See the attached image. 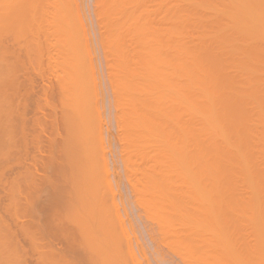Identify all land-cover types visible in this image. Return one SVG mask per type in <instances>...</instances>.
<instances>
[{"label": "bare ground", "instance_id": "1", "mask_svg": "<svg viewBox=\"0 0 264 264\" xmlns=\"http://www.w3.org/2000/svg\"><path fill=\"white\" fill-rule=\"evenodd\" d=\"M67 1H69V0H0V145H2L4 143L3 146H0V264H142V262H143L142 260L147 259V262H149L148 261L149 258L145 254L144 247H146L147 250H149V249L152 250V251L150 250L152 256L150 254L149 255L151 257H154L153 259L156 260V262H158L160 264H162V263L168 264V261L169 262L173 261V264H175L174 260H176L175 258L177 256L175 258L171 256L172 258H174V260L164 259V257L171 258V257H169L170 256L169 254H168V256L165 255L164 250L166 248L163 250L164 254L160 253L162 250L160 252H158L160 250L158 247L159 242H160L159 235L161 236V234L155 235L154 233L157 232V230L155 228H154L155 230H153V229L152 230L156 231V232H153V231H150V233L148 232L150 237L148 238L149 235H147V238H145V236H144L145 233L147 232L149 227H151V226L148 227L149 223L147 224L148 228L147 227L145 228L147 230H144L142 227H141L142 231L140 232V230H139V232L141 233L140 236L142 235L143 239H141L139 237V235L137 237V235H136L137 233H135V235H134V232H136V231L133 228L134 227V221L132 223V219L136 218L135 215L137 214V212L135 215H134V213H132V216L130 214L128 215V213H130V212H127V210L123 209V208H126V206L124 207V202L122 201V199H121V201L123 202L122 203L123 207L121 209L119 207V206H121V205H119L121 203L118 204V202H117L118 199L115 197L116 196L115 192H113L114 194L113 193L111 194V192H110V196L112 195V200L110 198L112 205L110 207L108 205L107 208H105V204L103 207L98 206V200L101 202V200H103L102 197H103V195L105 196L104 193H106V192H104L102 195V193L100 191L101 189L99 187L100 184H97V182H95V178H96L95 176L98 177V176H100V174L99 173H98L99 175L94 174V172L92 170L93 169L92 165H94V164H92V161H91L92 159L89 160L90 156L87 153L88 149H86V148H88V146L91 145V143H89V144L87 143V141L89 140L87 138L91 137L88 135H89V133L91 135H93V133H91L92 129L94 132V128H92V129L90 128L93 124L90 126L89 122H88V118H87V107L89 109V105L91 104L90 102L93 103L94 100L89 101V99H92V98H90L91 96L90 97L88 96L89 97L88 98L87 95H91L93 93V92L91 93L90 91H93L97 87L96 82H100V81H98V80L97 81L95 80L96 82L94 81L95 74H96V73L94 74V70H95L97 64H96V66H95V64L94 65L91 64L93 62V59H92L91 53L90 54L88 53V52H90L91 49L87 51V49H89L90 47L88 46V44L87 45L83 44V43L88 41V36H86L87 32L85 30L87 28H89L90 26L89 27L87 26V28L85 29L86 26L81 24V28H79L80 24L78 26L77 25L78 22L79 23L84 22V20L82 22H80L81 21L80 20L81 14L79 12L81 11V9H80V11L78 9L81 6L79 7V5L77 3H75L76 0H75V2H74V0H72V1L70 0L69 2H67ZM90 1H92L93 7L96 6L95 7L96 10H97V8H98V10L102 9L99 7H101L103 0H89V1H87V3ZM107 1H109V7H111V8H108V6H106L108 8V9L106 8V11L107 10H113L111 14L113 15V17L116 20L114 18L113 19L115 21L111 20L112 19L110 17L111 15L108 13L110 11H107V13L109 14V15L108 14L107 15L111 18L110 19L111 22L109 20L110 23L108 24V20H107V23L105 22L106 25L102 24L103 26H100V27H102V29H104L107 26L106 28H108L107 30H109V27H111L110 24L112 23V21H114L112 23L113 28L111 27L112 30L110 29L112 32H113V29H115L116 27L117 28L115 30H117V29L119 30V27H120L121 33H122V28H124V29L126 28L127 33L125 30H123V31H125V34L127 36L131 35L133 45L135 47L139 41L141 42V43L140 42L138 43L139 47H141L144 44V46L141 48L142 49L141 54L143 55V59H144V61L142 60L143 63L140 60L141 58L139 59V57L141 56V55H139L141 51L138 50L139 54H136V55H139L138 59L140 60V62L142 64H144V65H141L140 67H138L140 69L142 67H144V71H142L141 74L138 72V74L134 75L137 72L136 71L137 69H135L134 66L132 69V66L130 65V64H132V61L130 62V64L127 62L123 63L126 60V59L124 60L125 57L132 56L131 53H128L129 51H132L131 50L132 47H130L128 52L125 50L127 52L126 54H130V55H126L124 57V54H123V56L121 55L122 59L120 56L119 57L122 60L121 63H123V65L124 64L130 65L131 68L129 66H127V67H129L130 70L135 69L136 72H133L131 70V72H132L131 73L130 71L129 72L127 71L128 68L126 70V67H125V69L123 67L124 71L125 70L127 71L125 73H127V74L131 73L134 75V76H131V74H128L129 76H131V79L134 77L131 81L132 82L137 81V84H138V83H140V80H141L142 85L139 84V86H137L136 82H135V85L131 84V85L137 87V88L136 87L131 88V90L133 92V96H134L133 100L137 97V95H139L138 93H140V91H142L140 93V95L138 96V99L140 100L144 97V99H146L147 102L150 101L149 103H146L144 101V103L142 104V109H144V108L146 109V107L148 108V110H149L148 115L149 116L147 118L152 123V124H150L152 126H148V128H147V126L144 125V123L149 124V122H148V120H146L147 118L145 116H142V119L140 118V120H143V121L135 122V123H138L135 125H138L141 127V128H138L137 130L138 131H139V129H140V131L143 130L141 134L137 131L140 134V136L142 137V139L140 137H138V138H140L142 141L139 140L136 142H142L143 143V144L140 143L139 145H141V144L143 145V152L145 153L146 151L149 150L147 146H149V144L153 141L152 144L153 145L157 144V146L160 148L159 149L160 151L158 150V153H159V157L161 159H159V157L157 156L158 159L160 161L162 160V162L164 161V168L158 167L161 170L163 169V172H164V173L161 172V173H163V175H162L163 178H161L163 180H161V181L164 182V186H163V188L159 189L158 188L159 186L155 187V185H157V184H155V182H154V191L152 192L153 193L152 195H153V199H154L155 203H154V206L152 207L153 208L152 212L150 211V210H152V208H150V210L148 209L152 213L151 214L148 212V214L151 215L153 219L151 218L148 220L149 221L150 220L155 221L154 225L157 224L156 227L158 228L157 233H162V236L163 235H165V236L171 235L172 237H174L175 240H172V237H171V238H169V240L171 239L170 241H173V242L175 241V242H177L176 244L179 243L181 246L186 247L187 252L184 251L185 247H181L184 254L186 253L185 255L182 254L181 255L182 258L179 259V260H182L180 262H182L183 264H207L209 262H210V264H216L217 261L215 263H213L211 260H213L214 257H217V256H220L221 259L223 256H225L223 258L229 257V259H231L233 262H235V263L237 262L236 264H238V263L239 264H241V263H243V264L244 263L245 264H264V234H261L263 236L259 235L260 238L262 237L260 239L261 240L260 241L259 239H257V237H255V235L253 233H251L253 230L250 229V227L252 225L254 226V224H256L255 222H257V225H255V226L258 227V225H259V228H258L259 230L263 231V227H264V201L261 200V198H264V167H261L262 169H259V167H258V169H257V167L255 166L256 164L258 165L259 162H262V160H263L262 156L264 158V144L260 141H259L260 143H258V144L255 143V141L256 142H258V141L255 140L254 137L256 138L257 136H255V135L259 134L260 131H258V133L254 132V127H253L254 125L252 123L250 124V121L253 122L252 119L254 120L255 117L258 118L259 120L261 118H262V121L264 120V116H262L264 114V113H262L263 110H261V108H259V107H261L260 101H262L263 100L262 97H264V42H263V39H264V0H261V2H260V0H259V2H255V0H220V3L222 5L220 3H218L219 0H217V1L215 0V2L218 5H221L222 8L220 9V7L219 6L217 7V4L214 3V5L216 4L215 5L216 8H218V10H219V12L213 13V16H210V18H212L214 20V22H210L212 19H208V18L206 21V19L204 17H203L204 19L203 18L198 19L200 21L199 24L201 26H203V24H201V23L204 22L203 20H205V22L211 23V25H209V26H212V24H215L214 25L215 28L217 27V29H215L212 26L213 29H215V31L218 30L216 33L214 30H212V28H211V30H208L209 26L207 27L208 29L205 27L206 30H208V31H206L204 28L201 29L202 31L203 30L206 31V32H204L206 34L209 33V31H211V32L214 31V32H212L213 36L210 32L209 33L210 35L200 39V40H202L201 44H205L204 40H206V41L208 40L206 42L207 44H205V45L210 49V51L212 50L211 54L208 53L209 51L207 50V48H206V50H205V48L203 49L204 45H201L199 43L200 40L198 43L201 46H203L201 48L204 50L203 53L205 51H208L205 53L207 55L206 58L207 59L209 58L210 62L212 64H214V61L216 62V59L219 61H222V60L224 61L222 63L226 64L225 66L223 64L221 66V68L217 67V68H219L220 71L217 69H214L213 68L214 65H212L211 63L208 65L204 64L205 62L208 63L209 61L208 62L205 61L203 63H200V61H202V58L199 57L201 60L197 59L195 57L197 54L195 56L193 55L194 57L193 56L188 57V55H191V53L187 54L189 51L187 52L185 48L189 47V45L185 44V47H184V45H182V44H183V41H184V43L187 42V41H185L184 38H187V37L189 38L190 36L186 35L187 37H185V35H184V37H182L183 36L182 35L183 29L182 28L180 29V26H179V28H175V32L179 36L178 35L176 36V34H174L175 32L173 34L169 33L170 31H168L166 29V31H168V33L170 34L169 35L168 33H166V31H164L165 27L163 28L164 30H161V29H158L159 26H157V27L153 26V25H156V21L153 20V18L156 19L154 17V15L156 14L157 11H155V9L158 10L157 8L160 7L159 5H161L160 10H166V8H167L166 6H163L166 8H164V9L162 8V5H163L162 2L160 4L158 3L159 4L158 5V4H156L157 2L154 3L157 0H126V1L125 0H114V1L107 0ZM107 1L104 0V4ZM160 1H162V0H160ZM167 1H169V0H165L166 3L165 2L164 3L170 5V7L168 6L169 7L168 9L171 8V5H172V7L173 6L175 7V5L177 4V3H175L176 0H170L173 4H171L169 2L167 3ZM188 1H190V2H187V4L189 3V5H187L188 7H185V8H189L187 12L190 11V6L195 7V9H193L194 7L191 9V11L194 13L196 11L201 12V10H203V9L206 10L207 8L211 7V6H208V4L210 5V3H207L208 0L207 1L198 0L197 2H199V5H197V7H196V3H195V5L191 4L192 1L194 2V0H188ZM83 2L85 3V1H83ZM139 2H142V4ZM201 2H203V3L205 2V3L202 4ZM212 2H214V1L212 0ZM253 2H255V3H253ZM152 3H154V4H152ZM251 3H253L255 5L258 3L259 8H258V5H256L255 7L254 6L250 7L249 5ZM74 4H76V7L77 6L79 7V8L77 7L78 8L77 10L79 12L76 10ZM155 4L158 6H155ZM178 4H179V2H178ZM182 4L184 5V3H182ZM243 4L244 5L249 4L248 7H250V8L246 9L247 6H245V11L242 10L244 12L240 13L242 11H239L238 9H240L239 7H241ZM86 5L87 4H84L83 7H85ZM89 5L91 6L92 4L89 3L88 6ZM106 5H108V4H106ZM71 6H73V7H71ZM140 6H142L141 10L143 9V11H142L143 14L140 12V16H141V14H142V16L144 15L143 17L144 18L146 17L147 22L144 21L143 17L136 18V17H140L139 13H137V10H136ZM153 6L156 7V8L155 7L153 8L154 10H152ZM185 6H186V4H185ZM74 8H75V10H74ZM88 8L90 9L91 7H88ZM178 8L182 12H184L183 10L186 11V9L184 7H182V9L183 8L184 9L181 10L180 9L181 7H178L176 5L174 10L173 9L171 10L173 12H171L170 10H169L170 12L167 11L168 9L166 10L167 14L165 15V18L167 19V21H164V19H165L164 17H163L164 19H161L159 17L160 15H159L158 16L159 18L157 17V20H159L157 23L160 24V20H161V22L163 21L164 24H165V22L169 23L171 21L170 17H172V19H173V16L174 15L176 16V14L179 13V11H177V12L175 11ZM83 9L84 8H82V10ZM73 10H74V12H73ZM84 10L87 11V6H86V9H84ZM96 10L94 9V11H96ZM86 11H84L85 14H86ZM138 11H140V9ZM208 11H210V9H207V12ZM75 12L78 15L77 19L79 17L78 22L75 21V18L73 19V17L76 16ZM84 12H82V13L84 14ZM91 12L92 11H90V12L88 11L87 13L93 14ZM105 12H103V13H105ZM174 12H176V13H174ZM212 12L213 11L211 9V12H208V13L212 14ZM72 13H73V15H72ZM95 13H97V12H94V14ZM135 13H137V14H135ZM208 13L205 12L204 14H208ZM85 14H84V16H85ZM163 14H165V13H163ZM179 14H181V13H179ZM183 14L182 15L177 14V15L179 17L181 16L180 18L183 19V17H184ZM97 15L103 17V14L101 15L99 12ZM115 15H116V17H115ZM136 15H138V16H136ZM84 16L82 18H84ZM87 16H89V15H87ZM95 16H96V14H95ZM95 16L94 17L92 16V17L95 18ZM150 16L151 17L153 16V18L150 19L149 18ZM166 16H170V17L167 18ZM192 16H195V15H191V17ZM90 17H91V15H90ZM107 17H104V19H106ZM109 17H108V19H109ZM187 17H188V15H187ZM189 17H190V15H189ZM199 17H202V16L200 15ZM93 18L91 19V21L93 20ZM176 18L177 17H174V19H173L174 21L176 20L175 22H172L173 20L171 21L172 24L173 23L175 24L177 22ZM192 18H193V20H195L194 17H192ZM72 19L74 20L75 23L73 22ZM95 19H98V18H95ZM100 19H102V18H100ZM149 19H150V21H149ZM168 19H170V21ZM181 19L178 22L179 24H182L183 21L186 22L187 24L189 21H190L189 23H192V21L189 18H186V16L182 22H181ZM187 19H189L188 22L186 21ZM88 20H90V19H88ZM134 20H136V21H134ZM132 21H133V23H132ZM100 22H103V20ZM100 22H98V23H100ZM142 22H145V23L143 24ZM197 22L190 24V26L195 25V27H197V25H198ZM163 23H162V25H163ZM195 23H197V25ZM207 23H206V25H207ZM89 24L91 25V23H89ZM115 25H116V27H115ZM166 25L167 24H165V26ZM169 25H170V23H169ZM96 26H97V24H96ZM183 26L186 27V24ZM83 27H84V29H83ZM142 27H143V29H142ZM146 27H147L148 31L146 30ZM98 28H97V30H98ZM148 28H151V29L149 30ZM194 28H193V30H194ZM90 29H91V27H90ZM93 29H94V27H93ZM176 29H177V31L179 29L182 32L178 31L179 32L178 33L176 31ZM187 29H189V27ZM107 30L105 29L104 33H106ZM138 30H140V31H138ZM151 30H153V31H151ZM172 30H174V27L171 29V32H173ZM191 30H192V28H191ZM98 31H100V30H98ZM162 31L164 32V34H162ZM229 31H232V32H229ZM101 32H103V31H101ZM101 32H100V34H101ZM139 32H140V34H139ZM97 33H99V32H97ZM117 33H119V32H117ZM121 33H119L120 34L119 39H121V41H123L124 40L123 36H125V34L123 32L124 35L121 36L122 35ZM153 33H154V37L152 36ZM157 33H158V35H157ZM165 33L168 36L167 35L164 36ZM171 34H172V36H171ZM186 34H189V31L186 30ZM206 34L201 33L202 36H204ZM190 35H192V34H190ZM109 36L112 39L109 37L108 38L111 39V41H113V42L118 40V38H117V40L113 38V36L115 37L116 34L115 35L113 34V36H111V35H109ZM166 37H168V38L170 37V38L168 39ZM176 37H177V39L179 37V39L181 41V42H179L180 44L178 43ZM158 38L161 39L162 41L159 40ZM193 38L194 37H192V41H193ZM256 38L262 39V41H259V39H256ZM136 39H137V41L138 40L139 41L137 42ZM172 39H174V40L176 39V41L174 42V40H172ZM255 39H256V41H255ZM99 40H101V39H99ZM126 40H128V42H129V40L131 41L130 38L126 39ZM126 40H124V42H126ZM154 40H156L157 43ZM168 40H169V42L172 40V42H170V43L168 42L169 45L167 44L166 45L167 47H165L164 42H167ZM189 40H188V42H189ZM195 40H196V38H195ZM92 41L91 42L88 41V42L92 43ZM95 41H96V39H95ZM143 41H144V43H142ZM192 41H191V43H192ZM203 41H204V43H202ZM100 42H98V43H100ZM106 42H104V43L106 44ZM113 42L111 44L114 45ZM230 42H235L234 46H230L232 48L229 47L227 49L225 44H227V47H228V44ZM101 43H100V45H101ZM107 43H108V46L110 49L111 48L109 45L110 41H108ZM171 43H174V44L176 43V45H174L175 47H177V45L179 47L182 46V47H180V53H179V51H177L178 52L177 54L180 55L179 58H177V59L175 58V56H177L175 53V50H177V49L174 48L175 49L174 50V49L169 48L173 45ZM198 43H196V46ZM93 44L95 45V43H93ZM118 44L119 43H117V45ZM148 44H149V46H148ZM170 44H171V46H170ZM113 45H112V48H113ZM117 45L115 42L114 48L111 49L110 51H113L114 49H118L117 47L115 48V46H117ZM160 45L162 47L163 46L164 47L162 48ZM192 45H194V44H192ZM120 46H121V44H120ZM190 46H191V44H190ZM123 47L124 46H122V48L120 47V49H119L120 54H121V49H122V51L124 50ZM126 47L128 48L129 45ZM137 47H138V45H137ZM179 47H178V49H179ZM84 48H87V49H84ZM164 48L165 49L168 48L169 51L171 52V54H172V52H174L175 53V54H173L174 56L172 57L170 52H167V49L165 52ZM192 48H193V46H192ZM77 49L78 50L81 49V50L78 51ZM107 49L108 48H106V50ZM133 49H135V48L133 47ZM144 49H146V50H144ZM170 49L173 51H171ZM188 49L190 50V48H188ZM196 49L194 48V50H196ZM214 49L215 50L217 49L220 51L218 53H215V52H217V50L213 51ZM84 50H86V52H84ZM143 51H145V52H143ZM183 51H185V52H183ZM82 52H84V53H82ZM117 52H118V50H117ZM190 52H192V51H190ZM85 53H87V54H85ZM98 53H101V52L99 51ZM108 53H111V52L108 51ZM123 53H125V52H123ZM88 54L90 55L89 59H92V60H89L88 57H85V55L88 56ZM111 54L113 55V52ZM111 54H110L111 57L109 56V58H112ZM116 54L118 55V53H116ZM183 54H184V56H183ZM169 55H171V56H169ZM200 55H203L202 51H201ZM93 56H94V54H93ZM95 56H97V55H95ZM114 56H116L115 53H114ZM84 57H85V60H89V62L92 61L89 64L90 67L93 65L92 68L87 67V68H90L89 71H87V69L85 68V65L88 64V62H86L84 60ZM99 58L100 57H98V59ZM104 58H106V57H104ZM113 58H112V60H113ZM173 58H174V60H173ZM205 59H203V61ZM128 60H129V58H128ZM128 60H126V61H128ZM168 60H170V61L168 62ZM106 61H107V59H106ZM171 61H173V62L177 61V62L171 63ZM84 62L86 64H84ZM135 62H136V60H135ZM135 62L133 61V63H135ZM227 63H228V65H227ZM116 64H118V62ZM199 64H201L202 66ZM218 64H220V63L218 62ZM89 65H86V66H89ZM109 65H108V67H109ZM135 65L137 66V63ZM203 65L204 66L206 65L207 68H206V66L204 68ZM94 66H95V68H93ZM98 66H99V63H98ZM188 66L190 68L192 67L193 71L192 70L189 71ZM112 68H110V69H112ZM215 68H216V66H215ZM108 69L109 68H107V70ZM113 69L111 72H113ZM206 69H207V71H206ZM114 70H116V69H114ZM210 70L211 71L217 70L221 74L219 76H222V75L228 76L227 71L229 73L235 72V74L230 73V75L228 77H224V79L221 78L222 81H221V79L219 81H216L214 79H216V78L218 79L220 77H216V78L213 77L214 75L212 74V72L211 73L208 72ZM172 71H174L175 75H177V76L174 75V78L177 80L176 81L177 84H176L175 80L172 79L173 78L172 77L173 76ZM202 71H204V72L202 73ZM205 71H206V75L203 76L205 74ZM88 72H90L92 74H89ZM101 72L103 73V71H101ZM102 73H101V75H102ZM87 74H89V77L91 78V79L90 78L89 79L91 80V82L93 81L95 83V84H93V82H92L91 85L96 86L95 88L93 87L94 89H92V90H89L90 87H89V89H87V87L91 83L88 79V76L86 77ZM97 74L99 75L100 73H97ZM107 74H108V72H107ZM121 74L120 75L118 74L116 76L117 77L119 76V78H120V76L122 77ZM207 74H210L209 75L210 78L209 77L206 78L208 76ZM109 75H110V72H109ZM109 75H107V76H109ZM112 75H113V73H112ZM123 75H125V74H123ZM81 76H85V77H81ZM91 76H93L94 78ZM127 76L125 77L126 80L130 81V79H127ZM211 76L213 78H211ZM235 77H238V78L240 77V79L242 77H244V80L243 79L242 80L243 81L246 80L244 85L247 87H245V88L248 89V85H249V88L251 90L253 89V91L249 92L247 90L249 93L247 91L245 93V91H244L243 93L241 92L242 94H240V93H238V90L240 88L237 89L235 87L236 88L235 91H237V93L236 94L234 93V94L238 98L233 99L234 94H231L230 96L229 95L228 96L231 99H233L232 101L231 100L230 101L233 102L234 103L233 105H235L237 108L235 107L236 110H234L233 109L234 107L232 106L233 108H229V110L231 109L233 111L228 113L227 112V111H229L228 109H224L222 106L219 107L218 104L219 103L222 104L223 102H225V100H228L230 98L229 97H227L226 99H224V97L219 98V96L222 95V94H220L222 92L219 93V91H221V90H217V89L215 90L212 86L216 85L218 87H221L222 85H230L232 82L236 81L237 78L235 79ZM83 78H84V80H83ZM101 78H99V79H101ZM119 78H118V80H119ZM120 80H121V78H120ZM123 80H121V81H123ZM172 80H174V81H172ZM183 80H185V81L183 82ZM237 80H239V79H237ZM88 81H89V83H88ZM240 81H238V82H240ZM117 82H116V84H117ZM172 82H174V83H172ZM130 83L127 82V84H130ZM210 84H214L211 87L215 90V91L214 90L211 91V93H212L211 95L214 94L213 92H217L216 94H219V96L216 95V97H215V95L211 96L209 94L210 93V91H209L210 87H208L207 85H210ZM236 84H237V82H236ZM99 85H101V83ZM111 85H113V84H111ZM111 85H110V88L112 87ZM121 85L125 87V85H123V84H121ZM121 85H119V86H121ZM173 85H175V87ZM178 85H179V87H177ZM119 86L115 85V87H119ZM172 86L174 89H171ZM216 86H214V87L216 88ZM232 86H234V85L232 84L231 87ZM229 87L230 86H226V88H225L228 92H230ZM133 88L137 89L139 92L136 93L135 89H133ZM139 88L140 89L142 88V89L139 90ZM235 88L233 87V89H235ZM241 88H242L241 90H243V85H241ZM115 89H117V88H115ZM119 89L123 90V88L121 89V87ZM218 89H220V88H218ZM225 89L222 88L223 91ZM233 89H232V91H233ZM95 90H94V92H95ZM86 91L87 92L89 91L91 94L89 92H88L89 94H87ZM227 91H224V92L227 94L228 93ZM128 92H129V90H128ZM224 92H223V96L225 94ZM239 92H240V90H239ZM96 93L98 94V92H96ZM113 93L115 94L114 91H113ZM120 93L122 95L123 91ZM135 93H136V97H135ZM93 94H94L93 99H95L96 98L95 93H93ZM238 94H240V95H238ZM261 95H262V97H261ZM118 96H120V95H118ZM141 96H143V97L141 98ZM145 96L147 98H145ZM114 97H116V96L114 95ZM260 97L262 98V100H258ZM98 98H96L95 102L93 103V104H95L97 102V104H95L97 106L99 105L98 104L99 102L97 100ZM118 98H120V97H117L116 100H118ZM234 98H235V96H234ZM123 99H125V98H123ZM130 100L131 99H129V102L131 105L132 100L131 101ZM192 100L195 102L194 107L192 105V102H193ZM127 101H123V103L124 102L127 103ZM142 101H143V99L140 102H142ZM87 102L90 104H87ZM114 102H115V100H114ZM114 102H112V103L115 104ZM227 102H229V101H227ZM231 102H230V104H231ZM120 103L123 104L122 101ZM136 103H137V101H136ZM263 103L264 102H262V104ZM93 104H91V106ZM118 104H116V105L118 106ZM124 105H129V104H124ZM191 105H192V107H191ZM222 105L225 107V103ZM226 105H227V103H226ZM97 106H95V108H97ZM102 106H103V104H102ZM206 106L211 107L210 108L211 110ZM215 106H217V108ZM228 106L231 107L230 105H228ZM131 107H133V106H131ZM170 107H172L173 109L172 108L171 109L174 111H172L170 109ZM181 107H183V108H181ZM135 108L133 111L134 113L137 110ZM213 108H215V109H213ZM219 108H221V110ZM222 108L225 111H222L223 110ZM142 109L139 108L138 110H142ZM169 109L173 113L175 112V114L172 115V113H170L171 114V116H170L168 113ZM181 109H182L183 114H184L185 110H186V112H188V113H186L187 115H189L191 113L194 116V119H192V120H194V122L197 119V121H196L197 126L195 125L196 126L195 133H192V131H191V134L190 133L189 134L190 135L194 134V135H192V137H190L191 139L193 138L196 140V138H198V140H200L199 144H198V141L197 142L194 141V142H196L195 144H198V147H196L197 148L196 150L198 152L194 150V148H193L194 144H192L193 147H191L187 144V140H188V137L190 135L188 134L189 135L188 136L186 132H188V131L190 132V130H188V129L189 128L191 129L192 125H194V122L193 123L191 122V124L189 123L191 126L189 128L187 126L189 124L184 125L185 128L184 127L181 128L182 123L180 122L181 116H182V122H183V119L187 121L186 118L189 119L190 117L191 118H193V117L191 114H190L191 115L190 117H186V116L184 117L183 115H179L181 112ZM254 109H256L258 112L255 110V112H257V113H255ZM262 109H264L263 106H262ZM90 110L91 109H89V111ZM130 110H132V109H130ZM98 111L99 110H97L96 113H98ZM121 111H123V109ZM118 112H119V110H118ZM125 112H123V113H125ZM139 112L141 114L142 111H139ZM139 112H138L139 116H137V117L133 114L135 116V118L139 119V117H140ZM90 114L94 115L93 112H91ZM117 115H118V113H116L115 116H117ZM118 116L120 117V115H118ZM209 116H211V117L209 118ZM225 116H226V118H224ZM227 117H229L230 119L235 118L236 122H238V120L241 117H243L244 123L242 124V122H241L242 118H241V120L239 121L241 124L238 122L240 125L236 124V126L234 127L231 123L232 121H234L232 119V121H230V126H232L233 128L231 127V129L228 130L227 133H224L225 130L223 128L224 127L223 124L225 125V127L228 126L229 124L226 122L227 121L229 122V120H230ZM237 117H238V120L236 119ZM121 118H123V117H121ZM132 118H134V117L132 116ZM190 119L188 122H190ZM117 120H120V119H117ZM117 120H115V121H117ZM133 120L134 119H132V121ZM154 121H157V122H154ZM246 121H249V123ZM128 123H129V121H128ZM255 123H257V122L255 121L254 124ZM94 124H95V122H94ZM132 124L134 125L133 122L131 123V125ZM262 124H264V122L261 123V125L259 123V126H257L258 124H256L255 126H256V128L262 126L263 127L262 129H264V125H262ZM121 125H123V124L121 123ZM92 127H95V126H92ZM96 127H97V125H96ZM98 127H100V126H98ZM102 127H103V125L101 126V128ZM144 127H146V128H144ZM186 127H187V129H186ZM251 127L253 128V130H251L252 129ZM127 128L130 129V126H127L126 129ZM183 128H184V130H183ZM226 128H228V127H226ZM88 129H90V130H88ZM95 129H97V128H95ZM185 129L188 131H185ZM258 129H260V128H258ZM191 130H194V129L192 128ZM203 130L206 131L205 132L206 134L204 133ZM88 131H90V132H88ZM101 131H99V132L102 133ZM262 132L264 133V130ZM125 133H126V131H125ZM255 133H257V134H255ZM133 135H135V134H133ZM135 136L137 137V135H135ZM153 136L155 137V141H154ZM217 136H219V138ZM100 137H98V138L101 139L102 137L101 138ZM150 138H152L151 141L149 140ZM99 139H97L98 142H99ZM126 139L129 140V138H126ZM132 139H133V137H132ZM191 139H189V141ZM257 139H258V137H257ZM97 140H96V142H97ZM133 140H135V139H133ZM136 140H138V139L136 138ZM205 140H206V144H207L206 146L207 147L209 145L210 148L215 147V149H217L218 153H216V152L215 153L217 155L219 154V157L218 156L217 157L214 156V157H216L218 159L212 158L213 159L212 160L209 156H208L209 158L206 157L207 154L209 155V153H210V151L209 152L207 151V150H210V148L209 147H208L209 149L205 148L206 150L204 151V147H206V146L202 147V143L205 142ZM261 140L264 141V138H261ZM146 141H148L150 143L145 144L144 142H146ZM89 142H91V140H89ZM100 142H101V140H100ZM74 143H78V144L81 143L84 145H82L83 146L82 147L81 145L77 144L78 146L82 147L81 150L76 149L78 151H76V150L73 151V149H71V147L73 146ZM85 143L88 144L87 147L85 146V145H87ZM190 143H191V141L189 142V144ZM123 144H124V141H123ZM102 145H104L103 142H102ZM203 145H204V143H203ZM91 146H92V149H94L93 147L95 145H91ZM150 146H151V144H150ZM188 146L191 147V150L193 148L194 152H196L194 154L197 155L196 158L198 161L197 160H190L192 158V156L189 157V155H191V152L193 150L190 151ZM122 147H123V145H122ZM132 147H134V146H132ZM154 147H156V146L154 145ZM154 147H153V149L150 147L151 148L150 151L154 150V153H156L155 152L156 149ZM158 147H156V148H158ZM201 147L203 149H200ZM139 148H140V146H139ZM102 149L103 148H101V151H102ZM140 149H142V147ZM94 150H92V151H94ZM90 151L91 150H89V152ZM124 152H125V150H124ZM135 152H136V150H135ZM203 153H204V155H202ZM129 154L130 153H128V156H129ZM194 154H193V156H195ZM122 155H124V154H122ZM132 155L133 154H131V156ZM124 156L126 157V155H124ZM141 156H142V154H141ZM211 156H212V154H211ZM93 157H94V154H93ZM133 157H136V156L133 155ZM139 157H140V155H139ZM188 157H189V159H188ZM77 158H80V161L77 162V160H76ZM129 158H131V157L129 156ZM149 158H150V156L148 157L147 161L148 160L151 161L150 163L154 162V161L150 160ZM153 158H151V159H153ZM122 159H123V157H122ZM142 159L143 158H141V160ZM101 160L103 161V157L101 158ZM138 160H140V159H138ZM155 160H156V157H155ZM208 160L209 161L212 160V164H214L216 162V164H214V165H217L218 163L222 164V165H220L221 169H219V170L217 168L218 166H216V168L214 167L215 169H217L218 172L219 171H221V172H219L218 175H217V173L216 174L213 173L215 175L212 174V177H213V181L217 182V180L219 181L223 176L224 179L222 178V180L223 181L227 180V183H228L227 185L224 182V184H223L224 186L223 185L219 186L220 184H218V182H217L218 185L215 188L214 186H212V184H213V181L211 179L212 177H211V175L209 176L208 173L207 174L205 173L207 175L206 177L204 176L205 174L203 175V173H200L199 174L200 178L199 177H198L199 179L197 178L198 175L196 174V170L200 169V167L202 166L201 163L206 164V161H208ZM93 161H96V160L94 159ZM142 161H146V160H142ZM129 162H130V159H129ZM155 162H157V161H155ZM199 162L201 164L200 167L197 166V163H199ZM106 163H108V162H106ZM122 163H123V161H122ZM158 163L160 164V162H158ZM262 163H264V161ZM114 164H116V163H114ZM141 164H144V163L142 162ZM190 164L196 165V167L194 166V169L191 167L189 168ZM207 164L205 166H207ZM226 164H228V166ZM153 165H154V163H153ZM160 165H163V163ZM209 165L213 166L210 163H209ZM102 166H103V164H102ZM151 166H149V167L151 168ZM220 166H219V168H220ZM260 166H262V164H260ZM105 167H107V169H109L108 168L109 165L105 166V162H104V169L106 171V174L104 173L105 174L104 180H106L105 182H108L110 179V182H111L112 179L109 178V176L108 177L106 176V175H108V173H107L108 170ZM152 167H154V166H152ZM197 167H199V168H197ZM158 168H156V169H158ZM195 168H197V169L195 170ZM252 168H254L256 170H254ZM116 169L114 171H116ZM125 169H126V167H124V170ZM160 169H159V171H160ZM205 169H206L205 171H207L210 168L208 169L206 167ZM211 169H213V167ZM144 170L146 171V169H144ZM129 171H130V169H129ZM132 171H134V168ZM132 171H130V172L133 174ZM148 171L149 170H147V172ZM215 171H213V172H215ZM233 171H235V172H233ZM97 172H98V170H97ZM109 172H110V170H109ZM111 172H112V170H111ZM154 172L155 171L153 168L152 174L151 173L150 174L153 175ZM156 172H157V170H156ZM200 172H201V170H200ZM210 172L211 171H209V174H210ZM138 173L136 172V174H138ZM113 174H115V173H113ZM128 174H130V173H128ZM109 175L111 176L110 173H109ZM123 175H125V174H123ZM116 176H119V174ZM125 176H128V175H125ZM105 177H106V179H105ZM113 177H114V175H113ZM143 178L145 179L146 177L144 176ZM154 178L155 177L153 176V178H151V180L153 181ZM145 180H147V178ZM148 180H150L149 176H148ZM116 181H114V182L112 181L114 183V186L116 184L115 183ZM152 181H150V182L152 183ZM154 181H155V179H154ZM253 181H254V183H253ZM110 182H108V185L111 186V184H109ZM136 182L138 184L141 183V181H139V182L136 181ZM144 182H146V181H144ZM157 182H158V178H157L156 183ZM99 183H101L100 180H99ZM257 184L259 186V190H255L256 188H258ZM237 185L240 186V188ZM114 186H113V189H114ZM145 187H142V188H145ZM149 188L151 189V186ZM113 189H112V191H113ZM140 189H141V187H140ZM243 189L246 192H248V199L246 197L247 195L244 196V194H246V193H243V191H244ZM109 190L111 191V189H109ZM168 190H170V192H167ZM138 191L141 192V190H138ZM178 191H179V193H178ZM181 191H183V192L180 193ZM118 193H120V190L118 191ZM134 193H136L135 195L139 194L136 191ZM149 193H150V190L148 191V194ZM159 193L164 194L163 197H162V195L160 197H158ZM229 194H230V196H231V194H233L232 196H236V197L235 198L234 197L229 198L230 197ZM113 195H115V196H113ZM108 197H109V195H108ZM117 197L120 200L119 195ZM148 197H150V196H148ZM148 197L144 198V194H143L142 198L147 199ZM225 197H227V198H225ZM244 197H246V199ZM6 198L9 201V203L3 204V201H4L3 199L6 200ZM142 198L140 197L139 200ZM177 198H179V201ZM228 198H229L228 201H230V199L233 200V198L235 200L232 202H227L226 199H228ZM21 199L24 200V202L21 201ZM106 199H107V197H106ZM134 199H136V198H134ZM144 199L141 200V202L138 201V202H140L139 204H141L143 206L141 208H144L143 204H145L144 202H147V201H144ZM150 199H152V198H150ZM224 200H226V201H224ZM259 200H261V201H259ZM142 201H144V202H142ZM104 202L105 201H103V203ZM135 204H137V203H135ZM148 204L149 203H147V205ZM150 204H149V206H150ZM125 205H126V203H125ZM152 205L153 204H151V206ZM137 206H138V204H137ZM135 207H136V205H135ZM145 209H147V208H145ZM138 210H140V209L138 208ZM142 211H144V210L141 209L139 211V212H141V214H137V216L139 218H142L139 216V215H142V213H143ZM145 211H144L143 215H145V214L147 215V212L145 213ZM132 212H134V211H132ZM98 214H99V216H97ZM257 214L259 216H257ZM21 216H22V218H26V220L21 219ZM123 216H125V217H123ZM256 216L259 217V219H260V217H262L261 218L262 220L260 219L261 222H259V219H257ZM255 217H256V219H255ZM19 219H21L22 221L20 222ZM143 219H145V218H143ZM137 220H136V223H137ZM138 222H140V220H138ZM146 222H147V217H146ZM262 222H263V224H262L263 227L260 224ZM140 223H142V226H143V223H144V225H146L144 221H142ZM245 223H247L248 226H246ZM214 224L217 225L216 228H218V229H216V230H219V231H221L220 229H222L223 225L226 228L228 226L229 229L230 228L232 230L235 229L236 230L235 234L240 236V240H239L240 242L238 243V239H237V241H234V240L232 241V239H231L230 240L231 242H229L230 244H228V242L225 240H227V238H229L228 236L230 234L232 235V233H229L231 230L229 231V229H228L229 235H226L227 232H225V235L227 238L226 239H225V237L223 238V236H222V233L224 232L223 230H226V228H224V227H223L221 234L219 233L223 238L222 240L225 241L224 243L221 240L220 235H219V237L217 235H212L216 231L213 232L210 230H213L214 228L209 229V227H208L209 232L212 236V237H210L209 236L210 234L208 232L206 225H210L211 227H213ZM218 224H220L222 227L220 228V226ZM204 225L206 226V229L202 228ZM105 227H107V229L109 228V230H107ZM247 227H249V230L251 231V232L247 231V233H249V235L246 234L245 231H243L245 229L247 230ZM199 228H201V229H199ZM255 228H254V230H255ZM198 230H201V232L204 233V235L201 234V232H199ZM239 230L242 233V234L240 233V235H239V233H237V231L240 232ZM205 232H206V234H209V235H207L208 238L205 237ZM243 232H244V235H243ZM131 233H133V235L136 236L137 238L132 236ZM262 233H264V231ZM250 234H253L254 236L253 235H251V236L255 237L258 240V241L254 240L255 241L254 244L250 243L249 241H248L249 242L248 243L245 240V239H247V237L249 239ZM245 235H247V236L244 239ZM165 236H163V239L165 238ZM213 236H214V238L217 236L215 239H219V241H214V239L212 240ZM238 236H237V238H239ZM156 237H159V239H157L158 241L156 240ZM232 238H233V236H232ZM138 239H141V241L143 240L144 242L143 241L142 242L144 244L142 242H140V240H138ZM166 239H167V237H166ZM208 239H211L212 242L209 241ZM206 240H208L211 243H209L208 241L206 242ZM250 240H252V238ZM233 242L234 243L237 242L235 244L237 247L232 246L231 243H233ZM251 242H253V241H251ZM141 243L144 245V247ZM163 244L165 245L164 241H163ZM171 244H169V245L173 248L175 243H173L174 245H171ZM160 245L162 246V244H160ZM164 245H163V248H164ZM180 245H178L177 247L179 248ZM170 246L167 247V245H166L165 247H167V249H168V248H171ZM231 246H232L233 250L237 249V250H235L237 252L229 250V247H231ZM177 247H175V248H177ZM175 248H174V250H175ZM177 251L180 253L179 249H177ZM182 251H181V253H182ZM167 252H169V251H167ZM175 252H176V250H175ZM175 252L173 251V254H175ZM233 252H235V255L233 254ZM159 253L162 256L164 255V257L159 256ZM169 253L171 254L172 251H170ZM178 254H175V255H178ZM123 255H126V256H123ZM141 255L142 256L144 255V256L142 257ZM139 256H140V258H139ZM144 258H146V259H144ZM179 258H180V256H179ZM222 260H224V259H222ZM228 261H230V260H228ZM144 262H146V261H144ZM150 263L151 262H149L147 264H150ZM177 263L178 262H176V264ZM218 263H220V261H218L217 264ZM230 263L235 264V263L229 262V264ZM224 264H227V263H224Z\"/></svg>", "mask_w": 264, "mask_h": 264}, {"label": "rangeland", "instance_id": "2", "mask_svg": "<svg viewBox=\"0 0 264 264\" xmlns=\"http://www.w3.org/2000/svg\"><path fill=\"white\" fill-rule=\"evenodd\" d=\"M69 1H70V0H69ZM69 1H67V2H69ZM71 1H72V0H71ZM83 1H85V3H84ZM87 1H89V0H82V1H81V0H76V2H75V0H74V2L77 3V4L79 5V7L81 6L80 8L77 6V7L79 8V9H78V8L76 7V4H74L76 10L78 9V10L80 11V9H81L80 12L77 10V11L81 14V16L79 15V16H80V20H81L80 22H82V21L84 20L85 23H84V22H82V23H79V22H78L79 17H78V19H77V16H78L77 13H76L77 11L75 12V13H76V16H74L73 19L75 18V21L78 22V24H77L78 26H79V24H80V27H79V28H81V24H83V25L86 26L85 29L87 28V26H88V27H89V26L91 27V29H90V27H89V28H87L85 31L87 32V33H86V36H88V41L91 42V41L93 40L94 42L92 41V43H90V42L87 41V42H85V43H83V44H85V45L88 44V46L90 47V48L88 47L89 49H87V48H84V49H87V51L91 49L90 52H88V53H89V54L91 53V56H92L93 62H92V61L89 62V60H92V59H89L90 55L88 54V56L85 55V57H88L89 60H85V57H84V60H85L86 62H88V64H86L85 62H84V64L89 65L91 62H92L91 64H93V65L95 64V66H96V64H97V66H96L97 69L95 68V66L93 67V68H95V70H94V74L96 73V74H95V78H96V79H95L93 76H91V77L94 78V81H95V80H96V81H97V80L100 81V82H96V81H95V82L97 83V84H96L97 87L94 86V85H91L92 82H93V81L91 82V80H90L91 78L89 77V74H92V73H90L91 71L88 72L89 74L86 75V77L88 76V79L90 78L89 81L91 82V83L89 84V86L87 87V89H89V87H90L89 90H92V89H94V88L96 87V88H95L96 90L94 89L95 92H94V90H93V91H90V92H91V93H92V92L95 93L96 98L99 97V98L97 99L98 102H99V103H98L99 105L97 106V105H95V104H97V102H96L95 104H93V103L95 102V99H96V98L93 99V98H94V94L92 93V94H93V95H92V94L88 91L91 95H87V97H88V96H89V97L91 96L90 98H92V99H89V101H93V100H94V101H93V103L90 102L91 104H93L92 106H91L90 103L87 102V104H90V105H89V109H91V110L89 111V109H88V107H87V118H88L89 125L91 126V125L93 124L92 126H95V127H92V126L90 127V126H89L91 129L94 128V132H93V129H92L91 133H93V135H91V134L89 133L88 136H91V137H89V138H87V139L91 140V142H89V140H88L87 143H88V144L91 143V145H95V146L93 147L95 150L92 149V146H91V145L88 146V144L85 143V144H87V145H85V146H86V147L88 146V148H86V149H88V150H87V153H88L89 156H90V157H89V158H90L89 160L92 159V160H91V161H92V164H94V165H92V166H93V169H92V170H93V172H94L95 175H99V174H100V176H98V177L95 176V177H96V178H95V182H97V184H100L99 187H100V189H101L100 191H101L102 195H103L104 192H106V193H104L105 196L103 195V197H102L103 200H101V202L98 200V206L103 207L104 204H105V208H107L108 205H109V207H110V206L112 205V204H111L112 195L110 196V192H111V194H112L113 192H115V193H116V194H115L116 196H115V195H113V196H115V197L118 199V200L116 199L117 202H118V204L121 203V204H119V205H121V206H119V207L122 209V207H123V204H122V203L124 202V207L126 206V208H123V209L127 210V212H130V213H128V215L130 214V215L132 216V213H134V215H135L136 212H137V214H141V212H139L141 209L144 210V211L146 210L145 213L147 212V215H146V214L143 215L144 211H142V212H143V213H142L143 216H142V215H139V216L142 217V218H139V217L137 216V214H136V215H135L136 218H135V219H134V218L132 219V223H133V221H134V227H133V228H134L135 231H136V232H134V231L132 230V231L134 232V235H135V233H137V234H136L137 237H138V235H139V237H140L141 239H143V238H142V235L140 236V234H141L140 232L142 231V230H141V227H142L144 230H147V229H145V228L147 227V224H148V223H149L148 227H149V226H151V227H149L150 230L148 229L147 232L145 233V235H144L145 238H147V235H149L148 232L150 233V231H153V230L156 229L157 232H158V228L156 227L157 224L154 225V224H155V221H154V220H150V221L148 220V219H151V218H152V216L149 215L148 212L151 213V212L153 211V208H152V207L154 206V203H155V202H154V199H153V195H152V194H153L152 192L154 191V182H155V184H157V185H155V187H158V186H159V187H158L159 189L163 188V186H164V182L161 181V180H163V179H161V178H163L162 175H163L164 172H163V169H162V170L160 169V168H164V161L162 162V160H161V161L159 160V159H161V158L159 157V153H158V150H159L160 148L157 146V144H154V145H155L156 147H158V148L154 147V145L152 144L153 141H152L151 143L148 142V141H146L147 143H146V142H144V143H145V144L150 143L151 146H150V144H149V146H147L149 150L146 151L147 153H146V152L144 153V152H143V145H142L143 143H142V142H136V141H139V140L142 139V137L140 136V134L142 133L143 130L140 131V129H139V131H138L137 129H138V128H141V127L138 126V125H135V124H138V123H135V122H137V121H143V120H140V118L142 119V116H145L146 118L149 116V115H148V112H149L148 108L146 107V109H145V108L142 109V104L144 103V101H145L146 103H149L150 101L147 99V100L149 101V102H147L146 99H144V97L141 96V98L143 97V98H142L143 101L140 102L142 99L139 100V99H138V96L140 95V93H141L142 91H140V93H138L139 91H138L137 89H135V88H133V89H135L136 93H138L139 95H137V97H136V93H135V97H136V98L133 100L134 96H133V92H132V90H131L132 87H136V86H133V85H135V82H136V85H137V86H139V84H141V80H140V83H138V84H137V81H133V82H132L131 80H132L134 77L131 79V76H134V75L138 74V72L141 74L142 71H144V67H142L141 69L138 68V67H140L141 65H144V64H142L143 61H144V59H143V55L141 54V53H142V51H141L142 49H141V48L144 46V44H143L141 47H139V44H138V43H139L140 41L138 40V41H139V42H138L137 39H136V41L138 42V43H137L138 47H137V45H136V47H135V46L133 45V41H132L131 35H128V36H127V35L125 34L126 28H125V29L122 28V33H121V31H120V27H119V30L117 29L118 31L115 30V29L117 28L116 25H115L116 28L114 27L115 29H113V32L111 31L112 28H113V27H112V23H113L116 19H115V18L113 17V15L111 14L113 10H107V11H110V12H108V13L111 15L110 17H111L112 19L108 16L109 14H108L107 11H106V8H107L106 6H108V8H111V7H109V1L106 0L108 3L106 2V3L104 4V0H103V3H102L103 6L101 5V7H99V8H102V9H99V10H98V8H97L98 11H97L96 8H95L96 6L93 7V3H92V1H90V2H88V3H87ZM112 1H114V0H112ZM125 1H126V0H125ZM182 1H183V2H182ZM182 1H181V0H179V1L176 0V1H175V3H177L176 5H177L178 7H181V8H180L181 10H183L185 7H188L187 5H189V3L187 4V2H190V1H188V0H187V1H186V0H185V1L182 0ZM197 1H198V0H196V1L194 0V2L192 1L191 4H192V5H195V3H196V7H197V5H199V2H197ZM201 1H207V0H201ZM213 1H214V2H212V0H208V2H207V3H210V5L208 4V6H211V7H212V8H211V7L207 8V9H210V11H208V12H211V9H212V11H213L212 14H211V13H208V12H207V9H206V10L203 9V10H204L206 13H208V14H204L205 12H204L203 10H201V12L203 11L202 13H201L200 11H196V12L194 13V12L191 11V9H192L194 6H192V7L190 6V11H189V12H187L189 8H185L186 11L183 10L184 12L180 11L179 8H178L177 10H175L176 12L179 11V13H181V14L177 13L178 15H182V14L184 13V14H183V16H184L183 19H184L185 16H186V18H189V19L192 21V23L198 21V22H197L198 25H197V23H195V24L197 25V27H195V25H194V26H192V25L190 26V24H192V23H189L190 21L188 22L189 19L186 20V21L188 22V24H187L186 22L183 21V19L180 18L181 16L179 17L177 14H176V16H175V15L173 16V19H174V17H177V18H176V19H177V22H176L175 24H174V23H173V24L171 23V21L173 20L172 17H170L171 15H170V16H166L167 18H168V17L171 18V21H170V19H168V20L170 21V22H169L170 25H171V26L173 25L172 27L169 25V23H166V22H165V24H167V25L165 26V24L163 23V21L161 22V20H160V24H158L157 22H158L159 20H157V17H158L159 15H160L159 17H160L161 19H164V18H165V15L167 14L166 12L169 11V10L171 11L172 9L174 10V8L176 7V5H175V7H174V6L172 7V5H171V8L168 9V8L170 7V5H169V4H165V3H166L165 0H162V1L157 0V1H155L154 3L157 2L156 4H158V3L160 4V3L162 2V4H163V5H162V8L164 9V8L167 7L166 10H167V9H168V10H167V11H166V10H160V9H161V5L158 4L160 7L157 8L158 10L155 9V11H157L156 14H157V13H158V14H157V15H156V14L154 15V17H155L156 19H154L153 16H152V17L150 16L149 18H150V19L153 18V20L156 21V25H153V26H156V27L159 26L158 29H161V30H164L163 28L165 27V30H164V31H166V29H167L168 31H170L169 33H172V34L175 32V28H179V26H180V29L182 28V29H183L182 31L184 32V33H183L181 30L178 29V31L182 32V35H183L182 37H184V35H185V37H187L186 35L190 36L189 38H188V37H187V38H184L185 41H187V42L184 43V41H183V44H182V45H184V47H185V44H186V45H189V47L186 46L187 48H185L187 52L189 51L188 53L186 52L187 54H190V53H191V55H188V57H189V56H193V55L195 56V55L197 54V55L195 56L197 59L201 60L200 58H202V61H200V63H203V62H205V61H207V62L209 61L208 63H206V62L204 63V64L208 65V64H210L211 62H210V59H209V58H208V59L206 58L207 55H206L205 53L209 51L208 53L211 54L212 50L210 51V49L205 45V44H207L206 42H207L208 40H207V41L204 40V41H205V44H201V41H202V40H200V39H202L203 37H206V36L210 35L209 33H210L211 31H209V33H207V34L204 33V32H206V31H208V30H211V28H212V30L215 31V29H217V27L215 28V26H214L215 24H212V26L215 28V29H213L212 26H209V25H211V23L208 22V23H209V24H208L207 22H205V20H203L204 22L201 21V22H202L201 24H203V26H204V27H203V26H201V25L199 24L200 21H199L198 19L204 17V18L206 19V21H207V18H208V19H212V18H210V16H213V13L219 12L218 8H216V6H215L217 3L215 2V0H213ZM216 1H217V0H216ZM74 2H73V3H74ZM79 2H80V3H79ZM81 2H82V3H81ZM101 2H102V1H101ZM164 2H165V3H164ZM168 2L171 3V4H173L170 0L167 1V3H168ZM178 2H179V4H178ZM181 2L184 3V5H183ZM255 2H259V0H257V1L255 0ZM255 2H253V3H255ZM260 2H261V0H260ZM89 3L92 4V5H91V6H90V5L88 6ZM127 3H128V2H127ZM139 3L142 4V2H139ZM154 3H152V4H154ZM175 3H174V4H175ZM201 3L204 4L205 2H204V3L201 2ZM214 3H216V4L214 5ZM218 3H220V0H219ZM253 3H251L252 5H251V4H250V5H249V4H247V5H246V4H245V5L243 4L244 6L242 5V6H241L242 8L239 7L241 10H240V9H238V10H239V11H242V10L245 11V6H247L246 9H249V8L252 7V6L255 7L256 5H258V3H257L256 5L253 4ZM70 4H71V3H70ZM81 4H82V5H81ZM84 4H87V5H86V6H87V11L84 10V9H86V6L83 7ZM100 4H101V3H100ZM106 4H108V5H106ZM111 4H112V3H111ZM141 4H140V5H141ZM152 4H151V5H152ZM156 4H155V6H158V5H156ZM164 4H165V5H164ZM185 4H186V6H185ZM191 4H190V5H191ZM220 4H221V3H220ZM72 5H73V4H72ZM104 5H105V6H104ZM182 5H183V6H182ZM221 5H222V4H221ZM221 5H218V4H217V7L219 6L220 9H221V8H222ZM248 5H249L250 7H248ZM155 6L152 7V10H154L153 8H154ZM163 6H166V7H163ZM168 6H169V7H168ZM208 6H207V7H208ZM71 7H73V6H71ZM88 7H91V8L89 9ZM104 7H105V8H104ZM150 7H151V6H150ZM150 7H149V8H150ZM182 7H184V8L182 9ZM75 8H74V10H75ZM82 8H84V9L82 10ZM108 8H107V9H108ZM137 8H138V7H137ZM141 8H142V6H140L138 9H136V10H137V13H139V16H140V12L143 14V12H142L143 9L141 10ZM155 8H156V7H155ZM258 8H259V5H258ZM94 9H95L96 11H94ZM139 9H140V11H138ZM193 9H195V7H194ZM74 10H73V12H74ZM100 10H101V11H100ZM84 11H86V14H85ZM88 11H89V12L92 11L91 13H93V14H89V13H87ZM93 11H94V12H97V13H95L97 17L95 16V14H94ZM105 11H106V12H105ZM170 11H169V12H170ZM244 11H242V12H240V13H243ZM82 12H84L85 16H86L88 19H90V20H88V19L84 16V14H83ZM98 12H99L101 15L103 14V17L97 15ZM101 12H102V13H101ZM103 12H105L106 14L103 13ZM135 12H136V11H135ZM162 12L165 13V14H163ZM171 12H173V11H171ZM176 12H174V13H176ZM75 13H74V14H75ZM137 13H135V14H137ZM107 14H108V15H107ZM142 14H141L140 17H136V18H141V17H143L144 15L142 16ZM170 14H171V13H170ZM197 14H198V15H197ZM199 14H200L202 17H199V16H200ZM72 15H73V13H72ZM87 15H89V16H87ZM90 15H91V17H92V16H93V17L95 16V18H98V19H95V18L92 17L93 20L95 21V22H94V21L92 20V21L94 22V23H93V22L91 21L92 18L90 17ZM106 15L109 17V19H108V17H107ZM150 15H151V14H150ZM187 15H188V17H187ZM189 15H190V17H191V15H195V16H192V17H194L195 20H193L192 17L190 18ZM196 15H197V16H196ZM83 16H84V18H82ZM133 16H134V15H133ZM136 16H138V15H136ZM99 17L102 18V19H100ZM104 17H107V18L104 19ZM115 17H116V15H115ZM134 17H135V16H134ZM159 17H158V18H159ZM163 17H164V18H163ZM178 17H179V18H178ZM113 18H114L115 20H114ZM143 18H144V17H143ZM204 18H203V19H204ZM73 19H72V20H73ZM110 19H111V20H114V21H112V23L110 24V26H111L112 28L109 27V30H107V29H108V28H106L107 26H106V27L104 26L105 28L103 27L104 29H102V27H100V26H103L102 24H105V25H106L107 20H108V24H109V23L111 22ZM150 19H149V21H150ZM180 19H181V22L183 21L184 23L182 22V24H179L178 22L180 21ZM87 20H88V21H87ZM102 20H103V22H100V21H102ZM109 20H110V22H109ZM130 20H131V19H130ZM138 20H139V19H138ZM201 20H202V19H201ZM90 21H91V22H90ZM134 21H136V20H134ZM144 21L147 22L146 17L144 18ZM164 21H167V19L165 18ZM175 21H176V20H175ZM175 21L173 20L172 22H175ZM209 21H210V20H209ZM73 22H74V20H73ZM88 22L91 23V25H90ZM98 22H100V23H98ZM105 22H106V23H105ZM210 22H214V20L212 19ZM74 23H75V22H74ZM132 23H133V21H132ZM142 23L144 24L145 22H142ZM162 23H163L164 26L162 25ZM177 23H178V24H177ZM204 23H205V24H204ZM206 23H207V25H206ZM88 24H89V25H88ZM92 24H93V25H92ZM96 24H97V26H96ZM100 24H101V25H100ZM157 24H158V25H157ZM185 24H186V27L183 26V25H185ZM161 25H162V26H161ZM168 25H169V26H168ZM181 25H182L184 28H183ZM188 25H189V26H188ZM199 25H200V26H199ZM78 26H77V27H78ZM113 26H114V25H113ZM140 26H141V25H140ZM167 26H168L170 29H169ZM208 26H209V27H208ZM93 27H94V29H93ZM98 27H99V28H98ZM156 27H155V28H156ZM173 27H174V30H172L173 32H171V29H172ZM188 27H189L190 30L187 29ZM194 27H195V28H194ZM200 27H201V28H200ZM205 27H206V28L208 27L209 29L207 28L208 30H206ZM97 28H98V30H100V31H98ZM151 28H152V27H151ZM151 28H148V29L150 30ZM191 28H192V30H191ZM193 28H194V30H193ZM196 28H197V29H196ZM203 28H204L206 31H204V30L202 31L201 29H203ZM83 29H84V27H83ZM92 29H93V30H92ZM105 29L107 30V31H106L107 34L104 33V32H105V31H104ZM110 29H111V30H110ZM142 29H143V27H142ZM152 29H153V28H152ZM114 30H115L116 32H115ZM123 30H125V31H123ZM146 30H147V27H146ZM186 30L189 31V34H186ZM196 30H197V31H196ZM91 31H92V32H91ZM95 31H96V32H95ZM101 31H103V32H101ZM138 31H140V30H138ZM147 31H148V30H147ZM151 31H153V30H151ZM155 31H156V30H155ZM159 31H160V30H159ZM168 31H166V33H168ZM176 31H177V29H176ZM178 31H177V32H178ZM200 31H201V32H200ZM214 31H212V32H214ZM217 31H218V30H216L215 33H216ZM94 32H95V33H94ZM97 32H99V33H97ZM100 32H101L102 35L100 34ZM111 32H112V33H111ZM114 32H115V33H114ZM117 32L121 33V34H122L121 36H123V35L125 34V36H123V37H124V40L130 38L132 42H131L130 40H129V42H128V40H126V42H124L123 39H122L123 41H121V39H119V38H120V34L117 33ZM123 32H124V34H123ZM143 32H144V31H143ZM160 32H161V31H160ZM190 32H191V33H190ZM195 32H196V33H195ZM199 32H200V33H199ZM212 32H211V34H212ZM229 32H232V31H229ZM229 32H228V33H229ZM89 33H90L91 35H90ZM126 33H127V31H126ZM137 33H138V32H137ZM148 33H149V32H148ZM166 33H165L164 36L167 35ZM169 33H168V34H169ZM178 33H179V32H178ZM201 33H202V34H206V35L202 36ZM113 34H114V35L116 34V36H115L116 38L113 36ZM117 34H118V35H117ZM139 34H140V32H139ZM139 34H138V35H139ZM143 34H144V33H143ZM155 34H156V33H155ZM162 34H164L163 31H162ZM172 34H171V36H172ZM174 34H176V32H175ZM190 34H192V35H190ZM98 35H99V36H98ZM105 35H106V36H105ZM109 35L113 36V38L116 39V40H117V38H118V40H117L118 42L115 41V42H116V45H117V43H119L117 46H115V48L117 47L118 49H114L113 51H110L111 49L114 48L115 42L111 41L112 38H111ZM141 35H142V34H141ZM157 35H158V33H157ZM169 35H170V34H169ZM177 35H178V34H176V36H177ZM91 36H92V37H91ZM96 36H97V37H96ZM118 36H119V37H118ZM126 36H127V37H126ZM152 36L154 37V33L152 34ZM167 36H168V35H167ZM173 36H174V35H173ZM178 36H179V35H178ZM191 36L194 37V38H193V41H192V37H191ZM212 36H213V34H212ZM89 37H90V38H89ZM100 37H101V38H100ZM104 37H105L106 39H105ZM108 37L111 38V39H109ZM135 37H136V36H135ZM145 37H146V36H145ZM86 38H87V37H86ZM93 38H94V39H93ZM103 38H104V39H103ZM107 38H108L109 40H108ZM121 38H122V37H121ZM139 38H140V37H139ZM166 38H168V37H166ZM166 38H165V39H166ZM169 38H170V37H169ZM169 38H168V39H169ZM174 38H175V37H174ZM195 38H196V40H197V39H198V40L196 41ZM90 39H91V40H90ZM95 39H96V41H95ZM99 39H101V40H99ZM140 39H141V38H140ZM153 39H154V38H153ZM155 39H156V38H155ZM158 39H159V38H158ZM165 39H164V40H165ZM176 39H177V37H176ZM176 39H175V40L172 39V40H174V42H175ZM186 39H187V40H186ZM189 39H190V40H189ZM205 39H206V38H205ZM208 39H209V38H208ZM256 39H259V38H256ZM256 39H255V41H256ZM97 40H98V41H97ZM107 40L110 41V44H109L110 47H111L110 49H109V46H108V43H107L108 41H107ZM159 40H161V39H159ZM172 40H171L170 42H172ZM188 40H189V42H188ZM194 40H195V41H194ZM199 40H200V42H199ZM100 41H101L102 43H101ZM106 41H107V42H106ZM144 41H145V40H144ZM144 41H143L142 43H144ZM154 41L156 42V40H154ZM161 41H162V40H161ZM177 41H178V43L181 42L180 39H179V37H178ZM191 41H192V43H191ZM204 41H203L202 43H204ZM230 41H231V40H230ZM259 41H262V39H259ZM98 42H100L101 45H100V43H98ZM104 42H106V44H105ZM112 42L114 43V45L111 44ZM121 42H122V43H121ZM168 42H169V40H168L167 42H164L165 47H167L166 45L168 44ZM170 42H169V43H170ZM198 42H199L201 45H204V47L201 46ZM257 42H258V41H257ZM263 42H264V39H263ZM89 43H90V44H89ZM93 43H95V45H94ZM128 43H129V44H128ZM130 43H131L132 45H131ZM140 43H141V42H140ZM156 43H157V42H156ZM187 43H188V44H187ZM196 43H198L197 46H196ZM234 43H235V42H230V43L228 44V47H227V44H225V46H226V48L228 49L230 46H234ZM255 43H256V42H255ZM81 44H82V43H81ZM120 44H121V46H120ZM124 44H125L126 46L129 45V47L127 48ZM135 44H136V43H135ZM171 44H173V45L171 46ZM171 44H170L171 47H169V48H171V49H174V48L177 49V50L174 49V50H175V53H176V55H177V56H175V58L177 59V58H179V56H180V55L177 54V53H178L177 51H179V53H180V47H182V46L179 47V46L177 45V47H175L174 45H176V43H175V44H174V43H171ZM179 44H180V43H179ZM190 44H191V46H190ZM192 44H194L195 46L192 45ZM258 44H259V43H258ZM98 45H99V46H98ZM106 45H107V46H106ZM112 45H113V48H112ZM130 45H131V46H130ZM140 45H141V44H140ZM146 45H147V44H146ZM168 45H169V44H168ZM83 46H84V45H83ZM83 46H82V47H83ZM97 46H98V47H97ZM101 46H102V47H101ZM103 46H104V47H103ZM122 46H124V47H123L124 50L122 51V49H121V54H120L119 49H120V47L122 48ZM148 46H149V44H148ZM160 46H161V45H160ZM192 46H193V48H192ZM200 46H201V47H200ZM92 47H93V48H92ZM125 47H126L127 49H126ZM130 47H132L131 50H132L133 52H132V51H129ZM133 47H134L135 49H133ZM161 47H162V46H161ZM163 47H164V46H163ZM163 47H162V48H163ZM178 47H179V49H178ZM197 47H198V48L200 47V48L198 49ZM202 47H203V49L205 48V50H206V48H207L208 51H205V52L203 53L204 50L201 49ZM101 48H102V49H101ZM104 48H105V49H104ZM106 48H108L109 50H108V49L106 50ZM188 48H190V50H189ZM191 48H192V49H191ZM194 48H195V49L197 48V49L194 50ZM230 48H232V47H230ZM98 49H99V50H98ZM100 49H101V50H100ZM164 49H165V48H164ZM166 49H167V52H170L168 48H166ZM166 49L164 50L165 52H166ZM171 49H170V50H171ZM181 49H182V48H181ZM200 49H201V50H200ZM77 50H78V49H77ZM80 50H81V49H79L78 51H80ZM92 50H93V51H92ZM94 50H95V51H94ZM96 50H97L98 52L100 51L101 53H98ZM103 50H104V51H103ZM105 50H106L107 52H106ZM117 50H118V52H117ZM125 50H126L127 52L129 51L128 53H131L132 56H130V57H129V56L125 57L126 55H130V54H126L127 52H126ZM138 50L141 51L140 54H139V51H138ZM144 50H146V49H144ZM216 50H217V49H216ZM216 50L214 49L213 51H216ZM91 51H92V52H91ZM108 51L111 52V53L113 52V55H112L111 53H108ZM114 51H115V52H114ZM171 51H173V50H171ZM181 51H182V50H181ZM190 51H192V52H190ZM194 51H195V52H194ZM196 51H197L198 53H197ZM201 51H202V54H203L205 57H204L203 55H200V54H201ZM219 51H220V50H217V52H215V53H218ZM84 52H86V50H84ZM84 52H82V53H84ZM94 52H95L96 54H95ZM103 52H104V53H103ZM123 52H125V53H123ZM136 52H137V53H136ZM143 52H145V51H143ZM146 52H147V51H146ZM160 52H161V51H160ZM165 52H164V53H165ZM183 52H185V51H183ZM199 52H200V53H199ZM114 53H115V55H116L117 57L114 56ZM116 53H118V55H117ZM132 53H133V54H132ZM134 53H135V54H134ZM175 53L172 52V54H171V52H170V54L172 55V57L174 56L173 54H175ZM181 53H182V52H181ZM194 53H195V54H194ZM208 53H207V54H208ZM85 54H87V53H85ZM93 54H94V56H93ZM110 54L112 55V58L114 57L113 60H112V58H109ZM123 54H124V57H125L124 60H125V59L128 60V58H129L128 61L125 60L123 63H126V62H127V63L130 64V62L132 61V64H130V65L132 66V69H133V66H134L135 69H137V70H136L137 72L135 71V69H134V70L131 69L133 72H136L134 75L131 74L132 72H131V70L129 69V67L131 68L130 65H128V64H124V65H125V66H124L123 63H121V62H122V60H121V59H122L121 55L123 56ZM136 54H139V55H141L142 57H141V56L139 57V55H136ZM160 54H161V53H160ZM165 54H166V53H165ZM210 54H209V55H210ZM95 55H97V56H95ZM134 55H135V56H134ZM166 55H167V54H166ZM171 55H169V56H171ZM209 55H208V56H209ZM107 56H108V57H107ZM119 56L121 57V59H120ZM181 56H182V55H181ZM183 56H184V54H183ZM194 56H193V57H194ZM201 56H202V57H201ZM98 57H100V58L98 59ZM104 57H106V58H104ZM110 57H111V56H110ZM118 57H119V58H118ZM138 57H139V59L141 58V59H140L141 61L143 60L142 63L140 62V60L138 59ZM167 57H168V56H167ZM188 57H187V58H188ZM199 57H200V58H199ZM94 58H95V59H94ZM117 58H118V59H117ZM130 58H131V59H130ZM132 58H133V59H132ZM157 58H158V57H157ZM180 58H181V57H180ZM185 58H186V57H185ZM205 58H206V59H205ZM106 59H107V61H106ZM109 59H110V60H109ZM116 59H117V60H116ZM168 59H169V58H168ZM171 59H172V58H171ZM203 59H205V60L203 61ZM97 60H98V61H97ZM100 60H101V61H100ZM108 60H109V61H108ZM135 60H136V62H135ZM137 60H138V61H137ZM173 60H174V58H173ZM94 61H95V62H94ZM105 61H106V62H105ZM113 61H114V62H113ZM133 61H134L135 63H133ZM169 61H170V60H168V62H169ZM108 62H109V63H108ZM115 62H116V63L118 62V64H116ZM119 62H120L121 64H120ZM172 62H173V61H171V63H172ZM174 62H177V61H174ZM174 62H173V63H174ZM197 62H198V61H197ZM218 62H219L220 64H218ZM222 62H224V61H223V60H222V61H219V60L216 59V62L214 61V64H212V63H211V64L214 65V67H213L214 69L219 70V68H221V66L224 64V63H222ZM98 63H99V66H100V67L98 66ZM136 63H137V66L135 65ZM138 63H139V64H138ZM198 63H199V62H198ZM225 63H226V62H225ZM105 64H106V65H105ZM109 64H110V65H109ZM114 64H115V65H114ZM215 64H216V65H215ZM86 65H85V68L87 69V71H89V69L92 68V66H93V65H92V66L90 67V65H89V66H86ZM108 65H109V67H108ZM138 65H139V66H138ZM199 65H201V64H199ZM206 65H205V66H206ZM219 65H220V66H219ZM225 65H226V64H224V66H225ZM227 65H228V63H227ZM105 66H106V67H105ZM111 66H112L114 69H116L117 71L114 70ZM127 66H129V67H127ZM201 66H202V65H201ZM203 66H204V65H203ZM205 66H204V68H205ZM215 66H216V68H215ZM87 67H90V68H87ZM98 67H99V68H98ZM115 67H116V68H115ZM121 67H122V68H121ZM123 67H124V69H125V67H126V70H127V68H128L127 71H128V72H129V71L131 72V73H128V74H131V76H129L127 73H125V72H127V71H126V70L124 71ZM217 67H219V68H217ZM107 68H109V69L107 70ZM110 68L113 69V72H111L112 69H110ZM120 68H121V69H120ZM171 68H172V67H171ZM171 68H170V69H171ZM206 68H207V66H206ZM99 69H100V70H99ZM118 69H119L121 72H120ZM122 69H123V70H122ZM139 70H140V71H139ZM188 70H189V71H191V70L193 71V68H192V67L190 68V67L188 66ZM217 70H214V71H213V70H212V71L210 70V71H208L209 73L212 72V74H213L214 76H213L212 74H211V75H212L213 77H215V78H216V77H220V78H218V79H217V78L214 79V80H216V81H219L221 78L224 79V77H228V76L230 75V73H231V74H233V73L235 74V72H230V73H229V72L227 71V75H228V76H226V75H225V76H224V75L219 76V75H221V74H220ZM83 71H84V70H83ZM97 71H98V72H97ZM101 71H103V73H102ZM122 71H123V72H122ZM206 71H207V69H206ZM206 71H205V74H204L203 76L206 75ZM219 71H220V70H219ZM107 72H108V74H107ZM109 72H110V75H111V76L109 75ZM203 72H204V71H202V73H203ZM214 72H215V73H214ZM216 72H217V73H216ZM77 73H78V72H77ZM97 73H100V74L98 75ZM101 73H102V75H101ZM104 73H105L106 75H105ZM112 73H113V75H112ZM121 73H122V74H121ZM172 73H173V76L171 75V76L173 77L172 79H174L175 82H176L177 80L174 78V75H175L174 71H172ZM228 73H229V74H228ZM103 74H104L106 77H105ZM118 74H119V75H120V74L122 75V77L120 76V78H121V80L124 79L123 81L120 80L119 76H118V77L116 76V75H118ZM123 74H125V75H123ZM107 75H109V76H107ZM114 75H115V76H114ZM127 75H128V76H127ZM207 75H208V76H207L206 78H208V77L210 78V76H209L210 74H207ZM96 76H97V77L99 76V77L97 78ZM113 76H114V77H113ZM126 76H127V79H130V81L126 80V78H125ZM175 76H177V75H175ZM203 76H202V77H203ZM212 76H211V78H213ZM81 77H85V76H81ZM101 77H102V78H101ZM109 77H110V78H109ZM116 77H117V78H116ZM128 77H129V78H128ZM136 77H137V76H136ZM240 77H241V76H240ZM240 77H239V78H238V77H235V79H236V78L239 79V80L236 79V81H234L235 83L232 82L230 85H222L223 87H222V86H221V87H218V86H216V85H214V84L207 85L208 87H210V88H209V89H210V90H209V91H210L209 94L211 95V94H212L211 91H213L214 89H215V90H216V89H217V90H221V91H219V93L222 92V93H220V94H222V95H220L221 97L219 96V94H216L217 92H213V93H214L213 95H215V97H216V95H218L219 98H223V97H224V99H226V98L229 97L231 94H234V93L236 94V93H237V91H235L236 88H237V89L240 88V89H239L240 92H239V90H238V93H240V94H242L244 91H245V93H246L247 90H248L249 92H250V91H253V89L251 90V89L249 88V85H248V89L245 88V87H247V86L244 85V83L246 82V80L243 81V80H244V77H242L241 79H240ZM99 78H101V79H99ZM111 78H112V79H111ZM118 78H119V80H118ZM203 78H204V77H203ZM88 79H87V80H88ZM177 79H178V78H177ZM192 79H193V78H192ZM194 79H195V78H194ZM222 79H221V81H222ZM242 79H243V80H242ZM245 79H246V78H245ZM83 80H84V78H83ZM135 80H136V79H135ZM174 80H172V81H174ZM240 80H241V81H240ZM89 81H88V83H89ZM117 81H118V82H117ZM119 81H120L121 83H120ZM126 81H127L128 83H130V82H131V83H130V84H127ZM184 81H185V80H183V82H184ZM238 81H240V82H238ZM109 82H110L111 84H113V85H111ZM112 82H113V83H112ZM116 82H117V84H116ZM178 82H179V81H178ZM180 82H181V81H180ZM236 82H237V84H236ZM247 82H248V81H247ZM98 83H99V84L101 83V85H99ZM105 83H106V84H105ZM119 83H120V84H119ZM124 83H125V84H124ZM172 83H174V82H172ZM93 84H95V83L93 82ZM121 84L125 85V87L122 86ZM126 84H127V85H126ZM131 84H133V85H131ZM176 84H177V82H176ZM232 84H233L234 86L231 87ZM110 85L112 86V87H111L112 89L110 88ZM115 85H116V86H117V85H118V86L121 85V86H119V87H115ZM141 85H142V84H141ZM212 85L216 86V88H215L214 86H212ZM236 85H237L238 87H237ZM241 85H243V90H241V89H242V88H241ZM98 86H99V87H98ZM100 86H101V87H100ZM173 86L175 87V85H173ZM173 86L171 87V89H174ZM207 86H206V87H207ZM211 86H212L214 89H213ZM219 86H220V85H219ZM226 86H230V87H229L230 90L228 89L230 92H228V91L225 89ZM239 86H240V87H239ZM250 86H251V85H250ZM91 87H92V88H91ZM93 87H94V88H93ZM107 87H108V88H107ZM120 87H121V89L123 88V90H120V89H119ZM126 87H127V88H126ZM140 87H141V86H140ZM177 87H179V85H178ZM206 87H205V88H206ZM233 87H234V88L236 87V88L233 89ZM115 88H117V89H115ZM125 88H126L127 90H126ZM136 88H137V87H136ZM218 88H220V89H218ZM222 88L225 89L224 91H227L228 93L226 94V93L222 90ZM227 88H228V87H227ZM98 89H99V90H98ZM100 89H101L102 91H101ZM141 89H142V88H141ZM141 89L139 88V90H141ZM176 89H177V88H176ZM232 89H233L234 92L232 91ZM97 90H98V91H97ZM119 90H120V91H119ZM124 90H125V91H124ZM128 90H129V92H128ZM206 90H207V89H206ZM215 90H214V91H215ZM113 91L115 92V94L113 93ZM122 91H123V93H122V95H121L120 92H122ZM126 91H127V92H126ZM133 91H134V90H133ZM248 91H247V92H248ZM86 92H87V91H86ZM88 92H87V94H89ZM96 92H98V94H97ZM223 92L225 93L224 96H223ZM232 92H233V93H232ZM241 92H242V93H241ZM249 92H248V93H249ZM116 93H117V94H116ZM125 93H126V94H125ZM128 93H129V94H128ZM229 93H230V94H229ZM99 94H100V95H99ZM112 94H113V95H112ZM235 94H234L235 98H234V96H233V99L238 98V97H236ZM240 94H238V95H240ZM97 95H98V96H97ZM114 95H115L116 97H114ZM118 95H120V96H118ZM127 95H128V96H127ZM141 95H142V94H141ZM175 95H176V94H175ZM213 95H211V96H213ZM226 95H227V96H226ZM228 95H229V96H228ZM71 96H72V95H71ZM92 96H93V97H92ZM124 96H125V97H124ZM218 96H217V97H218ZM225 96H226V97H225ZM89 97H88V98H89ZM117 97H120V98H118V100H116ZM121 97H122V98H121ZM130 97H131V98H130ZM239 97H240V96H239ZM261 97H262V95H261ZM261 97L258 99V100H262V98H263V100L260 101V103H261V104H260L261 107H259V108H261V110H263L262 113H264V109H262V106L264 107V103L262 104V102H264V97H262V98H261ZM101 98H102V99H101ZM123 98H125V99H123ZM127 98H128V99H127ZM145 98H147V97L145 96ZM229 98H230V97H229ZM109 99H110V100H109ZM121 99H122V100H121ZM129 99L132 100L131 105H130ZM233 99L230 98V99H228V100H225V102L222 103V104L225 103V107H226V108H225L221 103H219L220 105L218 104V106H219V107L222 106L224 109H228V110H229V108H233V107H234L233 109L236 110L237 107H236L235 105H233V104H234L233 102H231ZM87 100H88V99H87ZM97 100H96V101H97ZM100 100H101V101H100ZM114 100H115V102H114ZM127 100H128V101H127ZM131 100H130V101H131ZM230 100H231V101H230ZM109 101H110V102H109ZM116 101H117V102H116ZM119 101H120V102L122 101V103H123V101H127V103L124 102L123 104H121ZM136 101H137V103H136ZM192 101H193V100H192ZM192 101H191V102H192ZM223 101H224V100H223ZM227 101H229V102H227ZM112 102H114L115 104H113ZM230 102H231V104H230ZM118 103H119V104H118ZM132 103H133V104H132ZM135 103H136L137 105H136ZM146 103H145V104H146ZM194 103H195V102L193 101V102H192L193 107H194V105H195ZM226 103H227V105H226ZM102 104H103V106H102ZM116 104H118V106H117ZM124 104H129V105H124ZM150 104H151V103H150ZM190 104H191V103H190ZM94 105L97 106V108H95ZM113 105H114V106H113ZM192 105H191V107H192ZM228 105H230L231 107H229ZM90 106H91L93 109H92ZM93 106H94V107H93ZM131 106H133V107H131ZM232 106H233V107H232ZM135 107H136V108H135ZM137 107H138V108H137ZM206 107H208L209 109L211 108V107H209V106H206ZM215 107L217 108V106H215ZM235 107H236V108H235ZM119 108H120V109H119ZM134 108L137 109V110L140 108V109H142V110H138V111L136 110L137 112L135 111V113H134V112H133V111H134ZM171 108H172V107H170V109H171ZM181 108H183V107H181ZM185 108H186V107H185ZM223 108H222V109H223ZM122 109H123V111H121ZM130 109H132V110H130ZM170 109H169V112H168V113H169V115L171 116L170 113H172V115H173V114H175V112H174V113L172 112V111H174V110H172L173 108L171 109L172 111H170ZM205 109H206V108H205ZM213 109H215V108H213ZM219 109L221 110V108H219ZM224 109H223L222 111H225ZM97 110H99L98 113H96ZM105 110H106V111H105ZM118 110H119V112H118ZM210 110H211V109H210ZM255 110H256V109H254V112H255ZM259 110H260V109H259ZM100 111H101V112H100ZM116 111H117V112H116ZM125 111H126V112H125ZM127 111H128V112H127ZM130 111H131L132 113H131ZM139 111H142L143 113L141 112V114H140ZM226 111H227V110H226ZM232 111H233V110L230 109V110L227 111V112L229 113V112H232ZM256 111H257V110H256ZM89 112H90V113L93 112L94 115H91ZM94 112H95V113H94ZM99 112H100V113H99ZM123 112H125V113H123ZM138 112H139V114H140L139 119H138V118H135V116H136V117L139 116V115H138ZM257 112H258V111H257ZM257 112H255V113H257ZM116 113H118V115H120V117H119L118 115L115 116ZM119 113H120V114H119ZM186 113H188V112H186V110H185V112H184V114H183L182 109H181V112H180L179 115H183L184 117H185V116H186V117H190V116L192 115L191 113H190L191 115H190V114L187 115ZM259 113H260V112H259ZM259 113H258V114H259ZM99 114H100V115H99ZM114 114H115V115H114ZM126 114H127V115H126ZM133 114H134L135 116H134ZM142 114H143V115H142ZM230 114H231V113H230ZM260 114H261V113H260ZM121 115H122V116H121ZM100 116H101V117H100ZM103 116H104V117H103ZM130 116H131V117H130ZM132 116H133L134 118H132ZM262 116H264V114H263ZM98 117H99V118H98ZM121 117H123V118H121ZM173 117H174V116H173ZM192 117H193V118L190 117L191 119L189 118V119H190V122H188V121H189L188 118H186L187 121L183 119V122H182V116H181V118H180V119H181L180 122L182 123V124H181V128L184 127V125H187V124H189V123L191 124V122L193 123L194 120H192V119H194V116L192 115ZM210 117H211V116H209V118H210ZM127 118H128V119H127ZM146 118H145V119H146ZM178 118H179V117H178ZM224 118H226V116H225ZM224 118H223V119H224ZM227 118L230 119L229 117H227ZM241 118H242V120H241ZM241 118L238 120V117H237L236 119L238 120V122L241 120V122H242V124H243V123H244V120H243L244 118H243V117H241ZM112 119H113V120H112ZM117 119H120V120H117ZM126 119H127V120H126ZM132 119H134V120L132 121ZM143 119H144V118H143ZM195 119H196V118H195ZM232 119H233L235 122L232 121ZM256 119H257L258 121H257ZM115 120H117V121H115ZM122 120H123V121H122ZM146 120H148L149 124H145V123H144V125H146L147 128H148V126H152V125H150V124H152V123L149 121V119L147 118ZM254 120H255L257 123L254 124V122H255ZM254 120L252 119L253 122L250 121V124L252 123V124L254 125V126L252 125V126L254 127V132H257V133H258V131H260V133H261V134H260V133H259V134L255 133V134H257V135H255V136H257L258 139H257V137H256V138L254 137V139L257 140L258 142H256L255 140H254V141H255V143H257V144L260 143V142H262V143L264 144V141H262L263 139L261 140V138H264V133L262 132L264 129H262V128H263L262 126L257 127V128H256V126H255L256 124H258L257 126H259V123H260V125H261V123H263L264 120L262 121V118H261V119H260V120L262 121V122H261V121H260L258 118H256V117L254 118ZM124 121H125V122H124ZM128 121H129L130 124L128 123ZM130 121H131V122H130ZM196 121H197V119H196ZM196 121L194 122V125H192V127L190 126V124L187 125L188 128L191 127V129H192V128L194 129V130H191V129L189 128V129H188V130H190V132H189L188 130H186V129H187V127H186L185 131H188V132H186L187 135H188L189 133L191 134V131H192V133H195V129H196V126H197V122H196ZM230 121H232L231 123H232V125H233L234 127L236 126V124H237V125H240V124H241L240 122H239L240 124H239L238 122H236L235 118H231V119L229 120V122H228V121L226 122V123L229 124V125L227 124L228 126H226V127H228V128H226L225 125L223 124V126H224L223 128H224V130H225L224 133H227V131L231 129L232 126H230ZM94 122H95V124H94ZM117 122H118L120 125H119ZM120 122H121L123 125H121ZM132 122L134 123L135 126H134L133 124H132L133 126L131 125ZM154 122H157V121H154ZM186 122H187V123H186ZM246 122L249 123V121H246ZM102 123H103V124H102ZM126 123H127L128 125H127ZM222 123H223V122H222ZM101 124L103 125L102 128H101V126H102ZM116 124H117V125H116ZM96 125H97V127H96ZM126 125H127V126H130V129H128L129 127L126 129V127H127ZM182 125H183V126H182ZM195 125H196V126H195ZM262 125H264V124H262ZM98 126H100V127H98ZM116 126H117V127H116ZM121 126H122V127H121ZM136 126H137V127H136ZM133 127H134V128H133ZM135 127H136V128H135ZM155 127H156V126H155ZM95 128H97V129H95ZM99 128H100V129H99ZM105 128H106V129H105ZM117 128H118V129H117ZM120 128H121V129H120ZM144 128H146V127H144ZM152 128H153V127H152ZM184 128H185V127H184ZM184 128H183V130H184ZM225 128H226V129H225ZM232 128H233V127H232ZM251 128H252V127H251ZM251 128H250V129H251ZM258 128H260V129H258ZM131 129H132V130H131ZM135 129H136V130H135ZM155 129H156V128H155ZM257 129H258V130H257ZM88 130H90V129H88ZM95 130H96V131H95ZM101 130H102V131H101ZM118 130H119V131H118ZM120 130H121V131H120ZM156 130H157V129H156ZM251 130H253V128H252ZM256 130H257V131H256ZM97 131H98V132H97ZM99 131H101L102 133H100ZM103 131H104V132H103ZM125 131H126V133H125ZM130 131H131V132H130ZM137 131H138L140 134H139ZM203 131H204V130H203ZM88 132H90V131H88ZM118 132H119V133H118ZM205 132H206V131H204V133H205ZM122 133H123V134H122ZM262 133H263V134H262ZM124 134H125V135H124ZM128 134H129V135H128ZM133 134L137 135V137H136L135 135H133ZM190 134H189V135H190ZM205 134H206V133H205ZM123 135H124V136H123ZM131 135H132V136H131ZM189 135H188V136H189ZM192 135H194V134H192ZM192 135H190V136L188 137L187 144H188L189 146H191V147H193L192 144H194V147H193V148H194L195 151H197V150H196V149H197L196 147H198V144L200 143V140H198V138H196V140L193 139V138L191 139L190 137H192ZM261 135H262V136H261ZM100 136H101L102 138H101ZM98 137H100L101 139H99ZM132 137H133V139H135V140H133ZM134 137H135V138H134ZM138 137H140L141 139L138 138ZM153 137H154V136H153ZM217 137L219 138V136H217ZM116 138H117V139H116ZM126 138H129V140H127ZM136 138H137L138 140H136ZM259 138H260V139H259ZM97 139H99V142H98ZM124 139H125L126 141H125ZM151 139H152V138H150L149 140L151 141ZM189 139H191V140H190V141H191V143H190L191 145L189 144V142H190ZM205 139H206V138H205ZM96 140H97L98 143L96 142ZM100 140H101V142H100ZM203 140H204V139H203ZM123 141H124V144H123ZM141 141H142V140H141ZM154 141H155V137H154ZM188 141H189V142H188ZM194 141H196V142L198 141V144H195L196 142H194ZM228 141H229V140H228ZM259 141H260V142H259ZM102 142H103V144H104L105 146L102 145ZM193 142H194V143H193ZM229 142H230V141H229ZM92 143H93V144H92ZM95 143H96V144H95ZM110 143H111V144H110ZM120 143H121V144H120ZM126 143H127V144H126ZM140 143H142V144L139 145ZM203 143H204V145H203ZM203 143H202V147H204V146L207 145V144H206V140H205V142H203ZM207 143H208V142H207ZM3 144H4V143H3ZM3 144L0 145V146H3ZM77 144H78V143H74L73 146L71 147V149H73V151H75L76 149L81 150V148L83 147L82 145H84V144L79 143L78 145H81V146H82V147H81V146H78ZM99 144H100V145H99ZM130 144H131L132 146H134V147H132ZM74 145H75V146H74ZM122 145H123V147H122ZM195 145H196V146H195ZM218 145H219V144H218ZM100 146H101V147H100ZM110 146H111V147H110ZM130 146H131V147H130ZM139 146H140V148L142 147V149H140ZM152 146L156 149V150H155L156 153H154V150H151L152 152L150 151L151 148L153 149ZM189 146H188L189 150L192 151L193 148H192V150H191V147H189ZM214 146H215V145H214ZM73 147H74V148H73ZM108 147H109V148H108ZM120 147H121V148H120ZM128 147H129V148H128ZM150 147H151V148H150ZM202 147H201L200 149H203ZM208 147H209V145H208ZM208 147H207V146L204 147V151H205ZM4 148H5V147H4ZM79 148H80V149H79ZM89 148H90V149H89ZM101 148H103L102 151H101ZM118 148H119V149H118ZM126 148H127V149H126ZM138 148H139L140 150H139ZM205 148H206V149H205ZM209 148H210V147H209ZM209 148H208V149H209ZM212 148H213V149H212ZM212 148H210V150H207L208 152L210 151V153H209V155L207 154V156H206V155H205V156H206V157L209 156L211 159H212V158L218 159V158H216L217 156L219 157V154H218V155L216 154V153H218V152H217V149H215V147H212ZM98 149H99V150H98ZM134 149L136 150V152H135ZM78 150H76V151H78ZM89 150H91V151L89 152ZM92 150H94V151H92ZM109 150H110V151H109ZM116 150H117V151H116ZM120 150H121V151H120ZM124 150H125V152H124ZM141 150H142V151H141ZM194 150L191 152V155H189V157L192 156V158H191L190 160H197V158H196L197 155L194 154V153H196V152H194ZM214 150H215V151H214ZM100 151H101V152H100ZM128 151H129V152H128ZM149 151H150V152H149ZM159 151H160V150H159ZM98 152H99V153H98ZM109 152H110V153H109ZM134 152H135V153H134ZM197 152H198V151H197ZM211 152H212V153H211ZM215 152H216V153H215ZM45 153H46V152H45ZM92 153L94 154V157H93V154H92ZM103 153H104V154H103ZM119 153H120V154H119ZM125 153H126V154H125ZM128 153H130L129 156H130L131 158H129ZM148 153H149V154H148ZM150 153H151V154H150ZM192 153H193L195 156H193ZM206 153H207V152H206ZM206 153H205V154H206ZM213 153H214V154H213ZM38 154H39V153H38ZM88 154H87V155H88ZM122 154L126 155V157H125L124 155H122ZM131 154H133V155L136 156V157H133V155L131 156ZM137 154H138V155H137ZM141 154H142V156H141ZM152 154H153V155H152ZM211 154H212V156H211ZM40 155H41V154H40ZM139 155H140L141 158H143L142 160H146V161H142L141 158L139 157ZM202 155H204V153H203ZM99 156H100V157H99ZM104 156H105V157H104ZM137 156H138L139 158H138ZM147 156H148V157L150 156L149 159L152 160V161H154V162L150 163L151 161H149V160L147 161V159H148ZM157 156L159 157V159H158ZM214 156H216V157H214ZM39 157H40V156H39ZM102 157H103V161L101 160ZM117 157H118V158H117ZM122 157H123V159H122ZM146 157H147V158H146ZM153 157H154V158H153ZM155 157H156V160H155ZM189 157H188V159H189ZM209 157H208V158H209ZM128 158L130 159V162H129V159H128ZM151 158H153L154 160L151 159ZM94 159H95L96 161H93ZM105 159H106L107 161H106ZM113 159H114V160H113ZM116 159H117V160H116ZM132 159H133V160H132ZM138 159H140V160H138ZM157 159H158V160H157ZM262 159H263V160H262V162H263V161H264L263 156H262ZM76 160H77V162H78V161H80V158H77ZM118 160H119V161H118ZM127 160H128V161H127ZM212 160H213V159H212ZM212 160H210V161H209V160L206 161V164L208 163L207 166H205V165H206L205 163H201L202 166H201L200 162L197 163V166H199V167L201 166L200 169H197V168H199V167L195 168V170L197 169V170H196V174L198 175L197 178L199 177V174H200V173H203V175H204L205 173H206V174L208 173V175H209V176L211 175V177H212V174H213V173H215V174L217 173V175H218L219 172H221V171L218 172L217 169H215V168H216V166H218V167H217L218 170L221 169V166H220V165H222V164H219V163H218L219 165H218V164H217V165H214V164H216V162H215V163L213 162L214 164H212ZM122 161H123V163H122ZM155 161H157V162H155ZM197 161H198V160H197ZM246 161H247V160H246ZM104 162H105V166H108V165H109V167H108L109 169H107V167H105V168L108 170V171H107L108 175H106V176H107V177L109 176V178H111L113 182L117 180V181L115 182V183H116L115 186H114V183H113L112 181H111L112 183L110 182V179H109V181H108V182H110L109 184H111V186H112V185L114 186V189H113V186L111 187L110 185H108V182H105L106 180H104V176H105V174H106V171H105V169H104ZM106 162H108V163H106ZM111 162H112L113 164H114V163H116V164L113 165ZM127 162H128V163H127ZM142 162H143L144 164H141ZM158 162H160V164L163 163V165H160ZM262 162H259L258 165H257V164L255 165V166L257 167V169H258V167H259V169H262L261 167H264V166H263L264 163H262ZM121 163H122V164H121ZM139 163H140V164H139ZM153 163H154V165H153ZM209 163H210L211 165H213V166H210ZM102 164H103V166H102ZM131 164H132L134 167H133ZM148 164H149V165H148ZM150 164H151L152 166H154V167H152ZM188 164H189V163H188ZM194 164H195V163H194ZM198 164H199V165H198ZM203 164H204V165H203ZM260 164H262V166H260ZM115 165H116V166H115ZM123 165H124V166H123ZM126 165H127V166H126ZM191 165H192V164H190L189 168L191 167V168L194 169V166L196 167V165H192L193 167H192ZM226 165L228 166V164H226ZM130 166H131V167H130ZM149 166H151V168H150ZM219 166H220V168H219ZM101 167H102V168H101ZM114 167H115V168H114ZM124 167H126L125 170H124ZM158 167H160V168H158ZM202 167H203V168H202ZM206 167H207L208 169H209V168H210V169L207 170V171H205V170H206V169H205ZM212 167H213L214 170L211 169ZM214 167H215V168H214ZM256 167H255V168H256ZM116 168H117V169H116ZM127 168H128V169H127ZM133 168H134V171H132ZM147 168H148V169H147ZM153 168H154V171H155V172H154L153 175H151V174H152V171H153ZM156 168H158V169H156ZM201 168H202V169H201ZM96 169L98 170V172H97ZM103 169H104V170H103ZM115 169H116V171H117L118 173H117L116 171H114ZM129 169H130V171L133 172L134 175L129 171ZM135 169H136V170H135ZM144 169H146V171H145ZM159 169H160V171H159ZM193 169H192V170H193ZM252 169H254V168H252ZM94 170H95V171H94ZM109 170H110V172H109ZM111 170H112V172H111ZM147 170H149V171L151 170V171H150V172H149V171L147 172ZM156 170H157V172H156ZM200 170H201V172H200ZM203 170H204V171H203ZM215 170H216V171H215ZM254 170H256V169H254ZM104 171H105V172H104ZM113 171H114V172H113ZM209 171H211L210 174H209ZM213 171H215V172H213ZM95 172H96V173H95ZM136 172H137V173L139 172V173L136 174ZM159 172H160V173H159ZM161 172H163V173H161ZM233 172H235V171H233ZM98 173H99V174H98ZM104 173H105V174H104ZM109 173L111 174V176L109 175ZM113 173H115V174H113ZM116 173H117V174H116ZM128 173H130V174H128ZM150 173H151V174H150ZM158 173H159V174H158ZM118 174H119L120 177H119V176H116V175H118ZM123 174L128 175V176H125V175H123ZM131 174H132V175H131ZM135 174H136V175H135ZM139 174H140V175H139ZM206 174L204 175L205 177L207 176ZM215 174H213V175H215ZM220 174H221V173H220ZM113 175H114L115 178L113 177ZM157 175H158V176H157ZM201 175H202V174H201ZM136 176H137V177H136ZM144 176L147 178V180H145L146 178H145V179L143 178ZM148 176H149V179H150V180H148ZM151 176H152V177H151ZM153 176L155 177V178H154L155 181H154V179H153V181L151 180V178H153ZM112 177H113V178H112ZM117 177H118V178H117ZM214 177H215V176H214ZM225 177H226V176H225ZM138 178H139V179L141 178L143 181H142L141 179L139 180ZM157 178H158V182H159V183H158V182L156 183ZM199 178H200V177H199ZM199 178H198V179H199ZM201 178H202V177H201ZM203 178H204V177H203ZM222 178L224 179L223 176H222ZM222 178H221L220 180H221L223 183H222L220 180H219V181L217 180L218 184H220L219 186L223 185L224 182H225V184L227 185V184H228V183H227V180L225 179L226 181H223ZM97 179H98V180H97ZM105 179H106V177H105ZM107 179H108V178H107ZM119 179H120V180H119ZM130 179H131V180H130ZM132 179H133V180H132ZM211 179H212V181H213V177H212ZM99 180H100L101 183H99ZM127 180H128V181H127ZM22 181H23V180H22ZM120 181H121V182H120ZM136 181H138V182L141 181V183L138 184ZM144 181H146V182H144ZM150 181H152V183H151ZM129 182H130V183H129ZM135 182H136V183H135ZM142 182H143V183H142ZM217 182H214V181H213L212 186H214V187L216 188V186L218 185ZM228 182H229V181H228ZM255 182H256V181H255ZM22 183H23V182H22ZM22 183H21V184H22ZM106 183H107V184H106ZM118 183H119V184H118ZM146 183H147V184H146ZM215 183H216V184H215ZM253 183H254V181H253ZM145 184H146V185H145ZM148 184H149V185H148ZM101 185H102L103 187H102ZM134 185H135V186H134ZM144 185H145L146 187H145ZM147 185H148V186H147ZM150 186H151V189L149 188ZM161 186H162V187H161ZM223 186H224V185H223ZM237 186H238V185H237ZM140 187H141V189H140ZM142 187H145V188H142ZM238 187L240 188V186H238ZM255 187H256V186H255ZM257 187H258V188H256L255 190H259V186H258V184H257ZM102 188H103V189H102ZM108 188L111 189V191H110ZM137 188H138V189H137ZM146 188H147V189H146ZM152 188H153V189H152ZM217 188H218V187H217ZM112 189H113V191H112ZM136 189H137V190H136ZM148 189L150 190V193H149V194H148V191H149ZM156 189H157V188H156ZM156 189H155V190H156ZM108 190H109V191H108ZM114 190H115V191H114ZM119 190H120V193H118ZM133 190H134V191H133ZM138 190H141V192H139ZM147 190H148V191H147ZM151 190H152V191H151ZM157 190H158V189H157ZM243 190H244V189H243ZM252 190H253V189H252ZM102 191H103V192H102ZM135 191H136L137 193H139V194H138V195H135V194H136V193H134ZM146 191H147V192H146ZM167 192H170V190H168ZM182 192H183V191H181L180 193H182ZM132 193H133V194H132ZM176 193H177V192H176ZM178 193H179V191H178ZM230 193H231V192H230ZM243 193H246V194H244V196L247 195L246 197H247V199H248V192H246V191L244 190ZM113 194H114V193H113ZM117 194L119 195L120 200H119V198L117 197V196H118ZM143 194H144V198H146V197H148V196H150V197H148L147 199H144V198H142V197H143ZM145 194H146V195H145ZM150 194H151V195H150ZM108 195H109V197H108ZM140 195H141V196H140ZM158 195H159L158 197H160L161 195H162V197H163L164 194H160V193H159ZM232 195H233V194H231V196H230V194H229V196H230L229 198H232V197L235 198V197H236V196H232ZM122 196H123V197H122ZM127 196H128V197H127ZM133 196H134V197H133ZM137 196H138V197H137ZM104 197H105V198H104ZM106 197H107V199H106ZM140 197H141L142 199L139 200ZM227 197H228V196H227ZM227 197H225V198H227ZM246 197H244V198L246 199ZM21 198H22V197H21ZM110 198H111V200H110ZM134 198H136V199H134ZM150 198H152V199H150ZM229 198L226 199L227 202H232V201L235 200V199L233 198V200L230 199V201H228ZM105 199H106V200H105ZM108 199H109V200H108ZM121 199H122L123 202L121 201ZM143 199H144V201H147V202L142 201V202H144L145 204L142 203V204L144 205V208H141V207H143V206H142L141 204H139V203H140L141 200H143ZM148 199H149L150 201H149ZM175 199H176V198H175ZM177 199H178V201H179V198H177ZM3 200H4V201H3V204H8V203H9V201L7 200V198H6L7 201H6L5 199H3ZM151 200H152L153 202H152ZM226 200H224V201H226ZM261 200L264 201V198H261ZM261 200H259V201H261ZM21 201L24 202V200H22V199H21ZM103 201H105V202L103 203ZM106 201H107V202H106ZM126 201H127V202H126ZM132 201H133V202H132ZM138 201H140V202H138ZM23 202H22V203H23ZM108 202H109L110 204H109ZM151 202H152V203H151ZM99 203H100V204H99ZM102 203H103V204H102ZM106 203H107V204H106ZM125 203H126V205H125ZM130 203H131V204H130ZM135 203H137L138 206H137V204H135ZM147 203H149V204L151 203V204H153V205L151 206V204H150V206H151V207H150L149 204L147 205ZM101 204H102V205H101ZM128 204H129V205H128ZM134 204L136 205V207H135ZM140 205H141V206H140ZM128 206H129V207H128ZM146 206H147V207H146ZM131 208H132V209H131ZM133 208H134V209H133ZM138 208H139L140 210H138ZM145 208H147V209H145ZM150 208H152V210H150ZM148 209H149L151 212H150ZM136 210H137V211H136ZM123 211H124V210H123ZM132 211H134V212H132ZM138 212H139V213H138ZM151 214H152V213H151ZM148 215H149V216H148ZM97 216H99V214H98ZM100 216H101V215H100ZM135 216H134V217H135ZM257 216H259V215L257 214ZM257 216H256V217H257ZM101 217H102V216H101ZM123 217H125V216H123ZM137 217H138V218H137ZM146 217H147V222H146ZM149 217H150V218H149ZM256 217H255V219H256ZM19 218H20V217H19ZM143 218H145V219H143ZM261 218H262V217H260V219H261ZM21 219H25V220H26V218H22V216H21ZM21 219H19L20 222L22 221ZM137 219L140 220V222L144 221L146 225H144V223H143V226H142V223L138 222ZM152 219H153V218H152ZM257 219H259V217H257ZM260 219H259V222H261V220H262V219H261V220H260ZM136 220H137V223H136ZM254 222H255V221H254ZM138 223H139V224H138ZM151 223H152L154 226H153ZM242 223H243V222H242ZM255 223H256V224H254V226H253L252 224H251L252 226L250 225V226H251L250 229L253 230L252 232L249 230V227H247V230L245 229V230H243V231H245V233L248 234V235H249V233H247V231H250L251 233H253V234L255 235V237H257V239L260 240V239L262 238V237L260 238V236H263V235H261V234H264V233H262V232L264 231V227L262 226L263 222L260 223L261 226L263 227V231L259 230V229H258V228H259V225H258V227H257V226H255V225H257V222H255ZM136 224H137V225H136ZM150 224H151V225H150ZM245 224H246V226H248L247 223H245ZM258 224H259V223H258ZM210 225H211V224H210ZM210 225H206V226H207V229H208V227H209V229L214 228L215 230L213 229V230H210V231H213V232L216 231V232H215L216 234L213 233L212 235H217L218 237H219V235L221 234V232H222V230H223V227L226 228L223 224H222L223 227H222L220 224H218V225L220 226V228L222 227V229H220L221 231H219V230H216V229H218V228H216L217 225L214 224L215 227H214V226L211 227ZM212 225H213V224H212ZM105 226H106V225H105ZM107 226H108V225H107ZM206 226L204 225L202 228H205V229H206ZM139 227H140V228H139ZM148 227H147V228H148ZM252 227H253V228H252ZM255 227H256V228H255ZM262 227H261V228H262ZM105 228L107 229V227H105ZM133 228H132V229H133ZM154 228H155V229H154ZM254 228H255V230H254ZM152 229H153V230H152ZM199 229H201V228H199ZM209 229H208V232H209ZM228 229H229V227L227 226L226 230H223L224 232L222 233V236H223V238L225 237V239L227 238L226 235H229V234H228ZM257 229H258V230H257ZM107 230H109V228H108ZM139 230H140V232H139ZM144 230H143V231H144ZM203 230H204V229H203ZM230 230H231V231H230ZM234 230H235V229H233V230H232L231 228L229 229V231H230L229 233H232V235L230 234V235L228 236L229 238H227V240H225V241L228 242V244H230L229 242H231V241H230L231 239H232V241H233V240H234V241H237V239H238V243L240 242V241H239V240H240V236H238L237 234H235L236 230H235V231H234ZM198 231L201 232V230H198ZM198 231H197V232H198ZM205 231H206V230H205ZM218 231H219V232H218ZM232 231H233L234 233H233ZM239 231H240V230H239ZM254 231H255V232L257 231V232H256L257 234H256ZM153 232H156V231H153ZM157 232L154 233V234H155V235H156V234H157V235L161 234V236L159 235L160 239H159V237H156V240H157V239L160 240V242H159V246H158L160 250L158 249V250H159L158 252H160V251L162 250V251L160 252L161 254H164V253H165L166 256H168V254H169V255H170L169 257H171V256L174 257V258H175L176 256H177V257L175 258L176 260H174V258H172V257H171V258L164 257V255L162 256L160 253H159V256L164 257V259H171V260H174V263H175V264H176V262H178L177 264H183L182 262H180V261H182V260H179V259L182 258V257H181L182 254H183V255L186 254V253L184 254V252H183L182 249H181V247H185V246H181L179 243L176 244L177 242H175V241H174V242H173V241H170L171 239L169 240V238L172 237L171 235H169V236H168V235H166V236L163 235V236H165V238L163 239L162 233H157ZM208 232H207V233H208ZM225 232H227L226 235H225ZM219 233H220V234H219ZM237 233H239V235H240L241 231H240V232L237 231ZM131 234H132V236H134L133 233H131ZM201 234L204 235V233H202V232H201ZM209 234H210V232H209ZM209 234H206V232H205V237H207V235H209ZM233 234H234V235H233ZM241 234H242V233H241ZM253 234H250V236L253 235ZM243 235H244V232H243ZM254 235H253V236H254ZM257 235H258V236H257ZM259 235H260V236H259ZM209 236L212 237L211 234H210ZM217 236H216V237H217ZM222 236L220 235L221 240L223 239ZM232 236H233V238H232ZM235 236H236V237H235ZM237 236H238L239 238H237ZM246 236H247V235L244 236V239L246 238ZM250 236H249V239H248V237H247V239H245L247 242L249 241L250 243H253V244H254L255 241H258L255 237H252V236L250 237ZM134 237H136V236H134ZM134 237H133V238H134ZM137 237H136V238H137ZM149 237H150V235L148 236V238H149ZM166 237H167V239H166ZM210 237H209V238H210ZM216 237H215V238H216ZM230 237H231V238H230ZM207 238H208V237H207ZM215 238H214V236H213L212 240L214 239V241H219V239H215ZM234 238H235L236 240H235ZM251 238H252V240H250ZM254 238H255V239H254ZM141 239H138V240H140V242H142L143 240L141 241ZM228 239H229V240H228ZM165 240H166L167 242H166ZM172 240H175L174 237H172ZM208 240L212 242L211 239H208ZM208 240H206V242H207ZM254 240H255V241H254ZM148 241H149V240H148ZM157 241H158V240H157ZM161 241H162V242H161ZM163 241H164L165 245L163 244ZM209 241H208V242H209ZM222 241H223V240H222ZM225 241H223V243H224ZM251 241H253V242H251ZM260 241H261V240H260ZM143 242H144V241H143ZM143 242H142V243H143ZM211 242H209V243H211ZM220 242H221V241H220ZM249 242H248V243H249ZM134 243H135V242H134ZM142 243H141V244H142ZM171 243H172V244H171ZM173 243H175L176 246H175ZM209 243H208V244H209ZM236 243H237V242H236ZM236 243L233 242V243H231V244H232V246H236V245H235ZM143 244H144V243H143ZM143 244H142V245H143ZM160 244H162V246H161ZM169 244L174 245V247L172 248ZM163 245H164V248H163ZM166 245H167V247L170 246L171 248H168V249H167V247H165ZM178 245H180L179 248L177 247ZM229 246H230V245H229ZM232 246L229 247V250H232V251L237 250V249H234V250H233ZM143 247H144V245H143ZM158 247H157V248H158ZM160 247H161L162 249H161ZM175 247H177V248H175ZM236 247H237V246H236ZM145 248H146V247H144L145 254H146V256L149 258L148 261L151 262L150 264H160V263L156 262V260L153 259L154 257H151V256H152V254H151V251H152V250L149 249V248H148L149 250H147V248H146V249H145ZM165 248H166V249H165ZM174 248H175L176 252H175ZM215 248H216V247H215ZM225 248H226V247H225ZM164 249H165V250H164ZM169 249H170V250H169ZM171 249H172V250H171ZM177 249L180 250V253H181V251H182V253L180 254V253L177 251ZM150 250H151V251H150ZM163 250L165 251L164 253H163ZM183 250H184V249H183ZM186 250H187V249H186V247H185V250H184V251H186ZM148 251H149V252H148ZM167 251H169V252L172 251V253L170 254V253L167 252ZM173 251L175 252V254H178V253H179V254H178V255H175V254H173ZM146 252H147V253H146ZM186 252H187V251H186ZM235 252H237V251H235ZM235 252H233L234 255H235ZM220 253H221V252H220ZM231 253H232V252H231ZM145 254H144V255H145ZM147 254H148V255H147ZM149 254H150L151 256H150ZM236 254H237V253H236ZM144 255H143V256H144ZM123 256H126V255H123ZM141 256H142V255H141ZM143 256H142V257H143ZM179 256H180V258H179ZM222 256H223V255H222ZM222 256H221V257H222ZM223 257H225V256H223ZM223 257H222V259H224V260H222V259L220 258V256H217V257H214V259L211 260V261H212L213 263H215L216 261H217V262L220 261V263H218V264H222V263H223V264H224V263L229 264V262L235 263V262H233L231 259H229V257H227L228 259H227V258H223ZM139 258H140V256H139ZM150 258H151V259H150ZM194 258H195V257H194ZM215 258H216V259H215ZM217 258H218V259H217ZM219 258H220L221 260H220ZM141 259H142V258H141ZM144 259H146V258H144ZM226 259H227V260H226ZM228 260H230V261H228ZM142 261H143L142 264H147V263H149V262H147V259H146V260H142ZM144 261H146V262H144ZM153 261H154V262H153ZM155 262H156V263H155ZM217 262H216V264H217ZM241 262H242V261H241ZM241 262H240V263H241ZM236 263H237V262H236ZM236 263H235V264H236ZM162 264H163V263H162ZM168 264H173V261H172V262H169V261H168ZM207 264H210V262L207 263ZM230 264H231V263H230ZM238 264H239V263H238ZM241 264H243V263H241ZM244 264H245V263H244Z\"/></svg>", "mask_w": 264, "mask_h": 264}]
</instances>
